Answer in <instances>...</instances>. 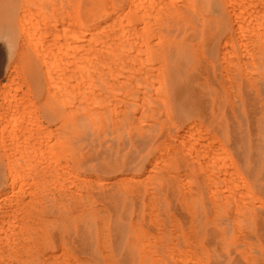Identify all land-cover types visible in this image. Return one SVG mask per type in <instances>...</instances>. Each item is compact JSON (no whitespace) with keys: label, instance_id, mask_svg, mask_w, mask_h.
Returning <instances> with one entry per match:
<instances>
[{"label":"rangeland","instance_id":"374dc122","mask_svg":"<svg viewBox=\"0 0 264 264\" xmlns=\"http://www.w3.org/2000/svg\"><path fill=\"white\" fill-rule=\"evenodd\" d=\"M166 1H169V0H166ZM170 1H174V0H170ZM177 1L178 2H176V0H175V2L178 5H183V6L188 5V7H189L192 4L190 6V8H191L190 10L194 11L196 14L194 15V13L191 14V12L184 11V14L181 13L183 20H181V16L179 15L180 14L179 11L177 14H172L171 15L172 17H170L171 19H169V21H172L169 24L171 25V23H173L171 25L173 27L172 32H167V31L165 32L166 36L161 37V39L165 40L164 43H163V41H161L162 44L157 39L156 33L155 34L152 33L151 35L148 34L147 36L150 39H147V40L151 44L149 47L150 50L146 49V50H148V52H147L148 54L147 53L146 54L149 57L146 56L145 52H143L141 49H140V51H142L144 53V55L142 52H140V55L138 54V56H139V58L142 57V59H145L148 57L150 63L147 62L149 64H147V66L146 65L144 66L145 62L143 60H140V61L138 59L135 60V61L139 62V65H136V64H138L136 62L132 63L134 66H136L134 68H137V70H138V71L134 72L133 70H136V69L131 67L133 65L131 64L132 61H130V60H128L130 62V63L127 62L128 64H126V61H125V63H122L124 68L126 66L125 70L122 71V68H123V67L121 68V66H122L121 62L122 61H120V60L122 59L124 61V59H123L124 58V56H123L124 51L122 50L121 46L120 47L118 46L119 43L117 41H115V43H114V44H116L115 46L114 45H108V43L113 44L112 40H107V42H108L107 43L106 39L104 40V38L102 36L101 37L103 38V40L100 38V36H99V38H97L98 37L97 34H95L97 37H95V35H94L93 39L92 40L90 39V38H92V37H90L91 29L89 27L91 21H90V19L84 17V13L87 11L89 6L93 5L96 2L95 0H92V1L91 0H85V1L84 0H40V2H39V0L38 1H36V0H0V92H1L0 93V120H1V118L3 119L4 117H6L8 120L10 117L9 121L12 122V124L10 126L8 125V126L4 127L6 130H4V133L2 136L0 135L1 136L0 141H2V142H0V144H1L0 145V198H1L0 199V205H1L0 206V218H1L0 219V235H1L0 236V246H1L0 247V264H4V263L7 264V262H8V264H77V262H78V264H80V263L83 264L85 262L84 259L93 260V258L90 257V255H88L89 252L85 251V249L82 247V244L79 243L80 242L79 238H81V236L87 235V233H89V231L91 232V236L93 237V239H95L92 247L95 246L96 249H98V253L99 252L101 253L100 259L102 261L100 260V264H109V263L105 262V260L107 259V257L105 258V256H106V254H108V252H110L109 248H110V245L112 244V242L114 241V239L121 238V237H122L121 243H122L123 247H124V245L135 242L134 246L136 248L135 251H136V255H137L136 264L137 263L138 264H165L164 263V262H166L165 258H167L169 260H173L177 256V253L175 251L176 247H174L175 241H173V238H174V235L178 233V231H181V229L184 230L185 227H187L189 225V218L188 217L185 218V215H184L185 212L187 213L188 209H191L192 206L195 207L197 205L196 203L198 200L201 201V203H199V204L204 205L205 209L203 210V213H201L203 215V217L201 216V214H200V217H198L199 223H200L198 229H201L202 230L201 232H203V227L206 224V222L208 220H210V219L212 220L214 218V212H213V210H211L209 208H211V207L214 208L218 203L213 202L212 195L207 193V192L211 193V191H212V189L209 188L210 185L208 186V183L209 184L211 183L212 185L216 183L215 186L217 188L220 186L217 184L222 183L223 188L220 186L221 190L219 188H218L219 190L217 188H216L217 189L216 190L214 185L211 186L212 188L214 187L213 192L217 191L219 194L217 196V198L219 196H221V199L223 200L224 203H227L226 199H229L231 197V195L233 194L232 195L233 198L232 197L230 198L231 201L233 202V200H234V189H233V187L234 186H232V189H231V185L234 184V182L232 181V177L234 174H236L238 179H239L240 178L239 175L241 174L243 178H240V179H243V181L245 180L246 183L249 182L251 184L250 185L251 190L245 191V193L247 195L259 196L257 198H260L262 196L264 197V194L263 193L260 194V189L257 187L256 184H254V181L252 180L254 178L250 177V175H249L250 173L245 172V170H244L245 167L247 166V164L250 163V161H251V163H253V162L256 163L258 166L263 165V162H264V160H263L264 159V100H263L264 99V86L262 84H260L262 81H264L263 80V78H264V65H262V66L260 65V67H262L263 70H262V68H258V66H257L258 61H260L259 63L264 64V59L262 58L264 56L263 55L264 52L262 53V51H264V42L262 41V39H260V36H261V38H264V36H263L264 31H261V30H264L261 28L262 26L264 27V24L262 26H259L260 25L259 24L258 25L259 27H258V26H256L257 24L254 23L255 21L260 23V21L262 22V20H263V19L261 20V18H259L260 20L257 19L261 15L258 13L259 11L256 14L254 9L260 10V13H261V8L262 7L264 8V5H261V3L264 4L263 3L264 1L260 2L258 0L260 2V4H259V2L257 0H254L253 5L255 4L256 1H257L256 5H258L257 6L258 8L255 7L256 5L254 6L255 7L254 8L252 4H250L248 7L249 0H246L248 2H246V1L244 2L246 4L241 3L243 0L241 2L239 0H234V1L229 0V3L230 2H232V3L234 2L236 4L239 3V5H237V7L239 6L240 8H242L241 11H240L239 7L237 8L236 5H234V3L233 4L230 3V5H229L228 0H203L204 2L202 0H200V1L198 0V2H197V0H189L188 3L190 5L189 4L186 5V3L183 2V0H182V2H181V0L180 1L177 0ZM201 1H202V5H201V3H199ZM67 2H68V4H67ZM104 2H106V0H104ZM111 2H113V4L115 6H118L117 0H111ZM251 2H252V0H250V3ZM157 3H158V0H157ZM204 4H205V6H204ZM149 5H152V4L150 3ZM233 5H234V7H232ZM242 6L248 7V8H246V12H244L245 8ZM260 6H261V8H260ZM202 8H203V10H202ZM233 8L235 10V12H233L234 14L237 15L238 10H239V12L241 13L240 16L242 15L245 17V18L242 17L243 19L239 18V20L240 19L242 21L246 20L242 24H244V25L249 24V26H250L249 30L254 29V27L251 28L253 26L251 23L255 24V28L256 27L259 28V29H256L257 33L255 31H253V32H255L252 34V36H254V39L250 34L252 31L246 30L245 26H243V25L242 26L244 27V31L240 32V33L245 32V34H246V32L249 31L250 32L249 34L253 40L256 39L254 34L258 35L257 36L258 40L256 39L257 42L253 41V42H256V44H253L251 38L248 37L251 40L246 38L247 34L245 36V39H244L243 34H241L242 35L241 38L243 37L241 39V38H239L240 34L238 32H236V33H238V35L235 33V31L237 30L236 26L241 25V23H240L241 21L238 22V19L235 17V15L231 14L232 13L231 9H233ZM251 11H253V13L255 12L252 15H254V17H257L256 20L253 19L254 17L252 18L253 20L250 19L251 17L249 15H251V14H249V13H252ZM180 12H182V10H180ZM186 12H188V13H186ZM51 13H54V15ZM198 14H199V16H198ZM258 14L260 16H258ZM50 15H52V16H50ZM187 15H189V16H187ZM192 15L196 18L195 19L196 22L194 21V17ZM196 15L198 17H196ZM59 16H61V17H59ZM62 16L65 18H63ZM74 16H75V18H74ZM173 16H175V17H173ZM191 17L193 18L192 19L193 21L191 20ZM234 17L236 18L237 22L235 20H232V19H235ZM200 18H201V22L199 21ZM263 18H264V16H263ZM49 20H51V21H49ZM74 20H75V24L73 23ZM61 21H62V23H60ZM233 22H235V23H233ZM247 22H250V23H247ZM208 23H210V25ZM262 23H264V22H262ZM174 24L178 25V26H175ZM198 24L201 25L200 28H199ZM73 25L74 26L77 25V26H75L76 28H74ZM41 26L46 28L45 31L42 30ZM196 26H198V27H196ZM179 27L181 28V30ZM178 28H179V30H178ZM197 28H199L197 31L198 35L193 34L195 32V29H197ZM33 29H34V31H33ZM61 29H62V31H61ZM72 29H75V31H77V32L79 31L78 35H80V36H77V33L72 34V32H70V31H74ZM200 29H202V32H200ZM80 30H83V31L80 33ZM241 30L242 29H239V31H241ZM84 31H87V32H84ZM179 31H181V32L179 33ZM260 31L262 34H260V36H259ZM43 32L45 35L43 34ZM191 32H193V33H191ZM55 33H57V34H55ZM62 34H64V36ZM113 34L111 36H113ZM71 35H73V36H71ZM74 35L77 36L76 37L77 41H79V39L82 38L80 40L82 42V44H80V42L77 43ZM169 35H171V37H169ZM173 35H174V37H173ZM192 35H193V37L195 35V38H192ZM52 36L55 38H53ZM60 36H62V37H60ZM81 36H84V39L85 38L88 39V37H89L90 40H88V42H87V39H85L86 40V42H85L83 40V37H81ZM147 36H146V38H148ZM226 36H228V37H226ZM41 37L43 38V40L41 39ZM72 37L75 40L71 39ZM189 37H190V39H189ZM112 38H114V36ZM225 38L227 39V40H225V42L228 41V39L231 40V41L229 40V42H233V43H230L231 47L233 46V48H232L233 51L231 50L230 45L226 44L227 42L226 43L224 42ZM236 38L239 39L240 41H242L243 43H240L239 40H237ZM98 39H100V40H102V42L103 41L104 42L101 44V42H99ZM193 39H195V40H193ZM64 40H65V42H64ZM93 40H95V41H93ZM205 40H207V41H205ZM91 41L94 42V44ZM152 41H154V44ZM156 41H158L159 44H157ZM95 42H96V44H95ZM139 42L141 44L142 41H139ZM222 42H223L224 48H226V49L221 47ZM65 43L66 44L68 43V44L66 45ZM238 43H240L242 45L244 43H245V45L246 44L250 45L249 43H252L251 44L252 46L256 45L257 47L254 46V48H256V49L259 48V49H258V51H256V49H255V52H257L256 54H258V52H259V54H258L259 56L255 55L254 53L251 52V51L254 52L253 48L251 51L248 52L253 57L254 60H255V58L257 60V58H258V61H256V60L254 61L252 59L253 60V62L251 61L252 64L249 62L250 64L248 63L247 65L253 66L254 62H255V64H254V67L251 66L250 68L248 66L246 67V64H243V65H245V68L242 67L241 69H244V71L239 70L241 72L238 73L239 75L237 74L239 77H237V75H236V77L238 78V81H237L236 78L234 77V70H233V73H232V70H231V72L228 71L226 73V69L230 70V69H228V67L231 68L234 65V59H235V61L240 62V60L242 59V57L238 55V54L242 53V52H240V48H242L241 50L244 53L246 52L243 50L244 45L241 46ZM189 44H191V45H189ZM50 45H51V47H49ZM85 45L87 47H85ZM200 45H201L202 50L200 48ZM216 45L218 46L217 52L215 51L213 53H209L208 49L210 47H215ZM74 46H76V47L79 46L77 48L79 49L81 47L82 50L80 48L78 53H77V51H75V49H77V48H75L73 50ZM89 46L92 49V51H90L91 49L89 48ZM109 46L111 48H112V46L114 48H121V50L123 52H120V53L118 52L120 54V56H119L118 53L116 51H114L113 48L110 49ZM57 47H59L58 49L60 52L57 51L58 50ZM68 47L70 50L68 49ZM169 48H171V49H169ZM103 49H104V52H107L110 54L104 53ZM154 49H155L156 53H155ZM222 49H224V50H222ZM105 50H107V51H105ZM220 50L223 53H224V51L227 50L228 53H225L224 55H226V56H224V55H222L223 53L222 54L220 53ZM73 51H74V54L76 53L74 56L72 55ZM82 51L84 54L87 53L89 55L85 54L83 56L81 54ZM117 51H118V49H117ZM90 52H93V53L91 54ZM161 52L163 55H161ZM169 52H171V54H172L171 57L165 56ZM233 52H234V54H233ZM96 53L99 55V57H100V54H103V53H104V55H101V57L102 56L104 57L105 54L108 55L109 57L112 56L108 60L109 62L111 61L112 64H111V62H110V64L107 62L108 64L104 65L102 68V66H100L101 65V63H100L101 58L99 59ZM157 53H158V55H157ZM198 53H200L201 55ZM62 54L66 55V56H64ZM77 54H81L84 57L83 61L85 59V56L86 57L89 56V57H87L89 60L85 59L86 62H84L85 64L87 63L86 64L87 67L84 66V68H83V66H82L79 69L80 72L78 71L82 75H80L79 73H78L79 75H77L76 74L77 69L74 68V67L79 68V66H81L79 64L83 65V61L81 60L82 58L80 57L81 59L80 58L77 59V57L80 56V55L77 56ZM67 55H69L68 58H67ZM220 55H221V57H226V59L223 58L221 60ZM261 55H263V56L261 57ZM159 56H161L162 58ZM178 56H179V58H178ZM200 56H202L203 61H201L202 59L200 60V58H201ZM228 56H229V58H228ZM61 57H63V59ZM75 57H76V59H75ZM157 57H159V60L161 62L160 64H158L159 62L157 63V60H158ZM259 57H261V59H263V60L259 59ZM148 58H147V61H148ZM96 59L99 62L95 61ZM116 59H118L119 61ZM161 59L163 61H161ZM205 59L207 60V63H206ZM227 59L229 60V62H231V64L226 65L228 63ZM76 60L80 61V63L77 62L78 66H77V64H76V66L74 65L75 64L74 61H76ZM223 60L224 61L226 60L225 65L223 63L224 62ZM141 61H143V62L141 63ZM64 62L68 63V64H64ZM89 62H91V64L92 63L95 64V65L94 64L92 65L93 67L99 63L98 67H101V68L95 67L94 69H90L92 66L90 64L88 65ZM203 62L205 63V65L202 68V66L204 64ZM72 63H73V66L71 65ZM211 63H212V65H210ZM113 64H114V66H112ZM141 64H143V65L140 68ZM65 65H68V66L65 67ZM115 65H117V66L115 67ZM207 65L209 67H206ZM110 66H111V68H110ZM137 66H139L140 69H138ZM223 66H225V67H223ZM226 66H228V67H226ZM255 66H257V67H255ZM88 67H90V68H88ZM106 68L108 69V71L110 73L107 71ZM146 68H148V69H146ZM156 68H158V69H156ZM161 68H163V69H161ZM232 68H234V66ZM252 68H253V70H251ZM67 69L69 71H67ZM74 69H76L75 73H74ZM99 69H101V71L104 70L102 72L103 77L101 76V72L98 73L100 71ZM127 69H129L128 74L126 73ZM143 69H146V72H148V73H145V70H143ZM152 69H155V71ZM258 69H260L261 71ZM58 70H60V71H58ZM85 70L87 71V73ZM156 70L159 73L158 72L156 73ZM250 70L254 71L255 75L258 74V75H256V78L259 77L260 78L259 80L262 79L261 82L258 81L260 85L258 84V82L254 83L255 81H257V79H255V75L253 73L250 74ZM114 71H116L115 72L116 74L114 73ZM130 71H132L133 74ZM152 71H153V73H152ZM245 71H248V72H245ZM104 72H106L105 74L108 76H104V74H103ZM154 72H155V74H157L156 76H155ZM57 73H58V75H57ZM97 73L100 75V77H102L101 80H100V77ZM129 73H131V74H129ZM144 73L146 75L150 74V78H155L154 83L150 82L151 85L152 84L156 85L158 82H159V84L154 86V87H150L151 85L149 86L148 85L149 83L148 84L145 83L146 78L144 76H146V75H144ZM229 73H230V75H227ZM45 74H47V75H45ZM120 74L121 75L123 74V76H125L124 77L126 79L125 81L123 80L124 79L123 77L122 78L120 77L121 76ZM134 74H136L137 76ZM152 74L154 75V77H152L153 76ZM158 74H160L159 77H161V75H162L161 80L156 78L158 76ZM246 74L249 75L252 78V80H254V81H252L250 78H247L248 76L246 77L245 76ZM84 75H87L89 77H86ZM127 75H129L130 77L132 75L136 76V77L132 76L134 79H136L135 82L137 81L139 83L140 80H142V83L144 82L143 84L148 85V89H151L149 91V99H148L149 101H147V106L143 105L142 103H140V105H138L140 107L142 106L140 109L138 108V111L139 110L142 111V109L147 110L146 113H145V111H143L145 116L143 114V116H142L143 119H141L140 117H138L139 112H136V114L134 115L133 113H135V111H134V109H133V111L131 109V112H133V113H132V117H129L130 122H129L128 118L126 117V115L124 116V114L131 113L130 107L131 108H132V106L137 107V104H139L140 99L142 100L143 103H145L144 98H143V94L145 93L146 89L142 90V91H144V93L141 90H138V89L145 88V85H143V84L142 85L141 84L133 85V84H137V83H132L133 78L128 81V78H130V77L126 78ZM225 75H226V77L232 76L235 79H233L231 77L230 78L231 81L226 80ZM251 75H253V76H251ZM261 75H263V76L261 77ZM58 76H60V77H58ZM148 76L149 75H147V78H149ZM76 77H79V79L81 78L82 80L85 79L86 83L83 81H82V83L83 84L85 83L86 86L81 84V82L79 84V81H81V79L79 81H77ZM83 77H86V78L83 79ZM104 77H107V78L105 79ZM138 77H140L141 79L140 78L138 79ZM97 78H98V80H97ZM150 78L147 79L148 82H149ZM208 78H209V80H208ZM70 79H71V82H70ZM108 79H109V81H108ZM157 79L159 81H157ZM211 79H213V81ZM239 79L241 82L239 81ZM242 79H243V81H242ZM235 80H236V82H235ZM90 81H92V83L93 82L94 83L96 82V83L91 85V84H89ZM226 81H227V83H226ZM73 82H75V83H73ZM102 82H104L106 85ZM230 82L233 85L230 84ZM109 83L110 84L113 83V84L111 86H109L110 85ZM128 83H129V85H128ZM185 83H187V84H185ZM228 83H229V85H228ZM262 83L264 84V82H262ZM77 84H79V86L83 85L85 87H83V86L79 87ZM100 85L102 86L103 90L101 89ZM159 85H161L162 88H160ZM231 85L233 88H231ZM90 86L92 88H93V86H97L94 89H97V88L98 89L93 91V89L91 90ZM106 86H109V87L106 88ZM123 86L126 88L128 87L129 90L127 91L126 88H124ZM77 87H79L80 90H78ZM140 87H142V88H140ZM196 87H198V88H196ZM226 87L229 90H226ZM71 88H74V91ZM81 88H83V90ZM152 88H153V90H152ZM99 89H101V90H99ZM135 89H137V91ZM232 89H233V91H230ZM238 89H239V91H238ZM77 90L79 93L77 92ZM154 90H156L157 93ZM88 91H90V92L92 91L91 93H94V99L96 98L94 100V102L95 103L98 102L99 104L93 103V100H92L93 95ZM112 91H114L117 94L116 95H115V93L113 94ZM126 91H127V93H126ZM229 91H230V94H229ZM68 93L69 94L73 93L74 95H71V94L68 95ZM135 93H137V94H135ZM141 93H143V94H141ZM154 93L156 95L160 94L159 95L160 96L159 101H157V100L156 101H157V103L161 102L162 107H160V105H159V108H158V106L155 105V103H156L155 99H158V98H156L157 97L156 95H155L156 97L153 95ZM227 93H228V95H227ZM233 93L234 94L239 93V95H234ZM95 94H97V95H95ZM106 94L108 96H106ZM231 94L234 95V97H231L230 96ZM121 95H124L123 97H125V98H123V100L126 99L127 103L126 102L120 103L121 100H119V99L120 98L122 99ZM145 95H147V98H148V92H147V94L145 93ZM76 96H78L77 97L78 100H77V98L75 99ZM81 96H82V98H81ZM101 96H102V98L104 97L102 100H100ZM131 96H133V98ZM139 96H140V99H139ZM251 96H252V98H250ZM4 97L5 98L8 97V98L5 99ZM97 97H98V99H97ZM129 97L132 98V101H131V98H129ZM255 97H257V98H255ZM59 98H61V101ZM106 98H108L110 100L109 103L107 101L108 99H106ZM147 98H146V100H147ZM152 98H154V99H152ZM3 99L5 100V103H4ZM64 99H65V101H64ZM133 99H134V101H133ZM150 99H151V101H150ZM161 99H162V101H161ZM184 99H185V102H184ZM231 99L233 101H234V99H236V103H235V101L231 102ZM96 100H98V101H96ZM76 101H77V103L79 101L78 104H82L83 106L86 105L85 108L88 106V108H86V111H82V109H84V108H82L83 106L81 107V105H79V107H81V108H79L78 105L76 104ZM130 101L132 102L131 105L129 103ZM137 101H139V102L137 103ZM113 102L118 109L117 108L113 109V108H115L114 104L112 105ZM134 102H136V103H134ZM126 104H127V106H126ZM5 105H7V106H5ZM102 105H103V107H102ZM149 105H152V106L157 108L156 109L157 111H154V112H156L155 114L158 116V118L161 121L163 120L162 122L158 118H157L158 122H157V120H155V118H154L155 114H153L152 116L150 115V118H152V117L153 118L151 119L152 122L149 121L148 114H150V113H148L149 112L148 109H151L150 108L151 106L148 107ZM163 105L165 108L163 107ZM1 106H3V107H1ZM101 107L104 108L103 111L107 110V108H108V110L110 112L107 110L109 113L105 111L106 112V114H105V112L102 111ZM109 107H113V108L109 109ZM121 107L123 108L124 113L122 112L120 114L121 115V117H120V115H119L120 111L119 110L121 109ZM143 107H145V108H143ZM247 107H249V108H247ZM146 108H148V109H146ZM70 109H71V111H70ZM78 109H81V112L79 111L80 112L79 114H78V112L75 113V110L78 111ZM158 109H160L161 111ZM95 110H97L96 114H95ZM114 111L116 113H114ZM159 111L160 112L163 111V112L160 113ZM236 111L238 113L240 112V114H238ZM184 112L188 113V115L187 114L185 115ZM235 112L237 113V116H235L236 115ZM151 113H153V111H151ZM159 113L161 115L163 114V117L160 116L163 119H161L159 117ZM139 114H142V113L140 112ZM113 115H114V118H113ZM241 115H243V116H241ZM89 116H92V117H89ZM129 116H131V115H129ZM232 116H233V118H232ZM6 118H4V119H6ZM94 118H96V119H94ZM133 118H136L137 120L135 121V120H133ZM139 118L141 119L142 123L140 122ZM165 118H167L168 120ZM249 118H250V121H249ZM116 119H118V120H116ZM120 119L122 120V122H121L122 124L121 125L119 124L121 127L119 126V128H118V122H120ZM144 119L146 121L143 124ZM85 120H87L89 123L88 122L86 123ZM17 121H18V123H17ZM126 121H127V127H126ZM134 121H135V123H134ZM137 121L139 122L138 124L136 123ZM193 121L195 124H193ZM236 121H239V124ZM13 123H14V125H13ZM81 123H83V124H81ZM84 123L86 125H88L89 128H87L88 126L81 128V126H84ZM145 123L147 125L146 128L152 129L151 132L146 130ZM165 123H167V124H165ZM139 124L141 125V127ZM132 125L133 126L135 125L133 127V129H132ZM164 125H166L167 128ZM187 125L193 126L192 127L193 129L191 128V130L193 131V135H192V133H189L191 130L189 128L190 126L187 127ZM258 125H259V127H258ZM11 126H15V127H11ZM18 126H20L21 129L18 128ZM116 126L120 131V135L122 133V136H120V138H119V131L116 128ZM138 126H139V129H138ZM148 126H150V127H148ZM156 126H157L158 130L156 129ZM143 127L145 128V130L143 129ZM171 127H173V128H171ZM168 128H171V130ZM188 128H189V130H188ZM195 129H196V131H194ZM244 129H245V131H244ZM46 130L50 131V132H47ZM122 130H124V131H122ZM186 130H187V132H186ZM203 130H205V132ZM53 131H54V133H53ZM143 131L145 133H143ZM152 131H153V133H152ZM165 131H166V133L162 135V133ZM168 131L170 133H167ZM234 131L236 133H239L241 131L240 134H243V137H242L243 138L242 139L243 145H242V147H236L233 149V147H234V142H233ZM257 131L260 132L259 137L257 136V133H258ZM14 132H15V134H14ZM86 132H88L89 135L88 134L86 135ZM140 132H141V134H140ZM244 132H245V134H244ZM146 133H148V134H146ZM151 133L155 134V136L152 135L153 137H151V135H150ZM84 134L86 136H88L89 139ZM108 134H110V135H108ZM144 134H146V136H142ZM169 134L171 136H169ZM209 134H210V136H208ZM212 134H215V136ZM16 135L18 137H16ZM43 135H45V136H43ZM164 135H166V136H164ZM211 135L214 136V140H210V138L213 139V137H211ZM228 135H229V138H227ZM183 136H184V138L182 139ZM188 136H190V139ZM192 136H194V137H192ZM165 137L166 138L170 137V139L166 140ZM187 137H188V140H187ZM196 137H198L199 139ZM80 138H81V140H80ZM118 138H119V141L117 140ZM136 138L137 139L139 138L138 141L140 140L139 142H142V143H139L140 146L138 145ZM171 138H174V143H176V144H179V142H181L183 145L181 143H180V145L184 146L183 149L181 148L180 145H179V147L177 146V149H175L173 147L175 145H171L173 142L172 141L173 139L171 140ZM204 138L206 141L203 140ZM84 139H86V141ZM202 140L204 141V144L206 143V146H207V142L210 143V141L211 142L213 141L212 142L213 144L211 145V143H210V146L212 148L218 147V149H220L219 150L220 153L217 154L218 158L217 157L216 158L218 159L219 162L221 160L223 161L224 166L226 167L225 170H224V167L218 166L219 164L222 163V161H221V163H219L216 160L217 163L215 165H216V167H218L217 169H219V173H218V170L216 169V167H214L213 162H215V160L213 162H211L212 156L216 155L215 153L214 154L212 153L213 155L211 154V152H213L214 149L211 150V148L209 147L210 149L207 150L208 149V146H207V148H206V150H207L206 155L207 156L204 155V153L206 151L204 148L206 146L202 145L203 144ZM162 141L163 142L169 141V144L174 148L175 152L172 150L173 148L170 147L169 145H168V147L163 146L164 143ZM122 142H124L123 145H121ZM55 143L57 145H55ZM146 143H148V144H146ZM186 143H187V145H186ZM193 143H194V145H193ZM197 143H199V144H197ZM167 144L168 143H166L165 145H167ZM5 145L8 147H6ZM144 146H145V149H144ZM202 146L203 147L205 146V147L202 149L201 148ZM4 147H5V149H4ZM164 147H166L168 149L165 148V150H163ZM185 147L187 148V150H188V148H190V151L192 153L190 154L188 152V154H187V150ZM191 147H193V149ZM195 147H196V150H195ZM199 147H200V149H199ZM223 147H225L226 149H223ZM7 148H9V149H7ZM180 148L182 151H180ZM241 148H244V150H245V153L242 155L243 158L239 157L236 153ZM14 149H17L19 151L14 150ZM135 149H136V151H134ZM197 149L199 152L197 151ZM218 149L216 148V150H218ZM221 149L227 150L228 154L226 152L222 151ZM249 149H251L250 150L251 153L253 152V153L257 154L255 160H253L252 157H250V154L248 152ZM4 151H6V152H4ZM161 151L162 152L164 151V153H162V155H164L168 158L167 159L164 156H161V157L158 156L159 158H163V159L165 158L164 162L167 163V164L165 163L166 168L164 165H162V162L160 164L161 159H158L159 160L157 162L158 164H156V163L151 164L152 158L154 159V156H156L158 154L161 155L160 154ZM172 151L175 154H173ZM196 151H197V154H195ZM209 151H211V152L209 153ZM258 151H259V153H258ZM222 152H224V154ZM135 153H137L136 156H135ZM168 153L170 154V159L168 157L169 156ZM208 153H209V155L211 154L210 155L211 156L210 162H209L210 156L208 155ZM20 154L21 155L23 154V155L21 156ZM185 154L187 155V157ZM189 154H190V156H189ZM193 154H195L196 156L198 155L201 158V159L200 158L199 159L201 161L204 160L205 163H206V160L208 161L207 163L211 167L208 166V168H207L208 170L206 168L205 169L208 172H212L213 175L216 172V175L214 177L212 176L213 178L211 176H208L209 179H207V176H206L207 173L205 171H202L203 168L201 169L202 165L203 166L205 165L206 167H207V165L202 164L201 161H198L197 158L195 156H193ZM203 155L206 158H204ZM221 156H223V158ZM219 157L221 158V160ZM184 158H186V159H184ZM257 159H258V161H257ZM149 160H151V161H149ZM185 161L189 162V163L184 164ZM172 162H173V164H172ZM231 163H234L239 168L240 171L235 172L234 167L233 168L231 167V166H234V164H231ZM168 164H172V165H168ZM17 165H19V166H17ZM152 165L157 166V168H159V169L156 168L157 170H155L158 174L156 172H154L155 167H153ZM193 165H194V167H193ZM21 166H23L22 167L23 169L21 168ZM26 166H27V169H26ZM29 166H31V167H29ZM197 167H199V168L197 169ZM209 167H210V170H209ZM147 168H149V169H147ZM167 168H169V171ZM212 168H213V170L215 169L214 170L215 172L212 170ZM150 169H152L153 171L152 170L150 171ZM165 169L168 172L165 171ZM171 169L172 170L175 169L173 172H176V174L178 176H182L183 175L182 173H184V172L186 173V171H187L188 175L191 173V175L195 177L194 180L191 182L194 185L191 184V186H188V187H191L192 189L197 188L196 189L197 191L201 190V192L203 193L202 195H199L197 193L196 197L198 200L195 199L196 202L193 198V195H191V193H189L191 191L190 190L191 188L189 189V188H186V186L182 185L183 189H181L182 188V186H180L181 183L183 182V184H184V181L182 180L183 178L177 177V175H175V173L174 174L171 173V171H170ZM205 169H203V170H205ZM159 170H161L162 173L167 172V177H166V175L162 176L161 173L159 172ZM181 170H182V172H181ZM198 170L202 172V174L201 173L200 174H201V176H204V179L201 178V176L199 177V175H197L199 173ZM147 172L150 174H148ZM238 172H240V173L238 174ZM217 173H218V175H217ZM129 174H131L132 177ZM147 174H148V176L150 175L149 178L146 177ZM168 174L171 175L172 179L170 178V176ZM69 175H71V177ZM158 175H161L162 178L165 177L166 179H164V181L163 180L160 181L161 178L159 179L160 176H158ZM236 175H234V176H236ZM57 176L59 178H56ZM76 176H79V177H76ZM126 176L127 177L130 176L129 178L131 180L129 178H127V179H129L127 181ZM151 176L152 177L155 176V178L151 179L152 178ZM172 176H175V178H177V180L179 181L178 185L176 183L171 184V183H174L173 182L174 180L176 182V179H174ZM216 176H219V177H216ZM144 177H146V178H144ZM229 177H230V179H229ZM83 178L85 181H83ZM132 178H133V180H132ZM94 179H97V180H95V182L97 181L96 183L94 182ZM138 179H140V180H138ZM198 179H200V180L197 181ZM219 179H222V180H219ZM206 180H208V183H206L207 182ZM217 180H219L220 182L219 181L217 182ZM70 181H71V183H70ZM150 181H152V183H154L156 185L153 184L154 186L152 185V186H150V188H148L146 186L151 185ZM162 181L164 182V189H162V187L160 186ZM263 181H264V176L260 177V183ZM90 182H92L93 184H91ZM136 182H137V184H136ZM145 182L147 183V185H145L146 184ZM197 182L199 184L198 185L199 190H198V187L196 185ZM240 182H242V180ZM72 183H73V185H72ZM139 183H141V184H139ZM169 183L171 184V186ZM102 185L105 187L103 188ZM127 185H128V187L126 188ZM168 185H169V188H168ZM172 185H174V186H172ZM98 186L100 188L102 187L101 188L102 190ZM109 186H110V189H109ZM111 186H112V188H111ZM155 186L161 187V188L159 187V189L157 188L159 190L158 192L155 191L156 188L155 189L153 188ZM162 186H163V183H162ZM193 186H194V188H193ZM151 187L153 188L154 191L151 190L152 189ZM229 188H230V190H232L233 193H230ZM184 189H186V191H187L186 193H185ZM99 190H100V192H99ZM178 190H183L184 192L181 191V193H180V191L178 192ZM149 191H150V193H152V191L155 192V195L150 194ZM219 191H221V192H219ZM76 192H78L79 196L77 195ZM120 192H122V193H120ZM248 192H250V193H248ZM81 193L82 194L84 193V194L82 195ZM221 193L223 195H221ZM113 194H114V196L119 195V199H121V200H123L122 197L125 198V196H127V199H128V197L130 198L129 201H131L134 197H137V201L134 204L128 205V207L127 206L126 207L125 206L120 207L117 211L110 209L108 211V213H105L106 215L105 214L102 215L103 212L99 211V209H100L99 206H101L100 205L101 201L103 199L105 200L107 198V196L112 197ZM132 194H133V196H132ZM206 194L208 197H210V199L205 196ZM151 195L152 196L157 195L158 197H161L160 199H161L162 203L160 202V200L157 196H156V198L155 197L151 198L150 197ZM179 195H180V197H179ZM80 196H82L83 200H81ZM84 196H86V197L84 198ZM182 196H188V199H190V200H188L186 197H182ZM57 197H58V199H57ZM199 197H200V199H199ZM207 198L210 201L207 200ZM257 198L253 199L254 200L253 203L257 202L256 204L255 203L254 204L258 205L260 207H264V203H262L259 200L257 201ZM151 199L155 200V202L157 204L159 203L158 207H157V204L155 202H153V200H152V202L154 204L151 203ZM156 199L159 201L157 202ZM216 199H214V201ZM230 199H229V201H230ZM77 200H79L80 203H78ZM145 200L147 203H149V205L147 203H145ZM206 200H207V202H206ZM220 200L218 198L217 202H219L220 205H223V202ZM189 201L191 202L190 204L192 206L189 204ZM258 202H260V204ZM76 203H77V205H76ZM194 203L196 205H194ZM80 204H81V206H80ZM150 204H152L153 206ZM161 204H163V205H161ZM208 204H209V208L207 207ZM261 205H263V206H261ZM139 206L141 208H138ZM148 206H151V208H150L151 212L150 213H153L152 215H154V211H156L155 213H156V215H158L159 221L161 220V222L156 221L157 219L155 217H157V216L151 217V215L149 214L150 210H149ZM159 206H161V207H159ZM167 206H169L170 208H168ZM83 208L84 209L87 208V212L85 211L86 213L83 212L84 211ZM159 208L162 210H159ZM169 209H170V211H169ZM129 211H131V213ZM162 211H163V213H162ZM88 212H89V214H88ZM94 212H95V214H94ZM160 213H161V215H160ZM229 213H231V212H229ZM77 215H80V216L78 217ZM159 215H160V217H159ZM181 215H182V217H181ZM11 216H13L12 219H11ZM110 216H111V218H110ZM237 216L238 215H236L234 218H236ZM122 217H123V219H122ZM124 217L126 218V220H124L125 219ZM168 217H170V219ZM172 217L175 220L172 219ZM77 218H78V220H77ZM153 218H155V220ZM166 218H167V220H166ZM13 219H16V221L15 220L13 221ZM104 219H105V221H104ZM83 220H86V221H83ZM117 220L121 221V224ZM132 220H134V221H132ZM169 220H171V221H169ZM102 221H104V223ZM30 222H31V225H30ZM35 222H36V224H35ZM123 222H124V224H123ZM153 222L154 223L156 222L157 225H158V223H160V224L157 228L155 227L156 224L153 225L154 226V228H153V226L151 225V224H154ZM88 224H90V226ZM137 224H138V226H137ZM182 224H184V225H182ZM103 225H104V228H103ZM150 225H151V227H150ZM31 226H32V228H31ZM120 226H122L121 232L119 231ZM101 227L103 229H101ZM123 227H124V229H123ZM79 228H81L82 231ZM137 228H138V230H137ZM158 228H163L162 233L163 232L164 233L162 234L161 237L158 236V235H161L160 234L161 231H159L160 229L158 230ZM135 229L137 230V232ZM86 230H88V232ZM147 230H148V233H147V236H145V233ZM154 231H156V233ZM127 232H129V233H127ZM149 232L152 233L151 236L155 233L153 235L154 238H153V236L152 237L149 236V239L153 243L148 241V235H150ZM80 233H83V234H80ZM137 234H138V237H137ZM164 234H166L165 237H164ZM141 236L143 237L142 239H141ZM16 237H17V239H16ZM156 237L158 238V240L159 239L161 240V241L156 240L157 242H159L156 244H160L162 242V240H163V239H161L162 237L165 238L164 239L165 241L163 240V242L161 243V244L164 243L162 248L160 247L162 245H160V246L155 245L154 241H155V239H157ZM102 238H103L104 242L102 241ZM100 240H101V243L99 242ZM145 240H147V241H145ZM181 240L183 241V246L181 244L180 245L182 247H184L185 246L184 240L183 239H181ZM102 242L105 243V246L106 245L107 246L104 247L102 245ZM167 243L169 245L170 244H172V245L169 246ZM79 244H80V246H78ZM147 246L149 247V253H151V251H152L151 255L148 254V247ZM155 246H157V247L159 246L160 248L159 249L157 247L154 248ZM25 247H27V248H25ZM180 247H179V249H180ZM143 248H145V249H143ZM142 249H143V251H142ZM164 249L165 250L169 249L167 251L169 253L171 252L170 254L172 255V258H173V256H174V258L172 259L171 255H168L167 251H166L167 253L162 252V251H164ZM63 250H64V252H63ZM181 250H183V249H181ZM19 251H21V252H19ZM102 251H103V253H102ZM143 253L145 254V257H144ZM146 254H148L149 256L147 255V257H146ZM151 256H152V258H151ZM119 257H120V253L115 254V252H114V260L116 261L117 264L119 262ZM44 258H46V259H44ZM75 259H77V260L75 261ZM140 259H142V260H140ZM160 259H164L165 261H163V260L161 261ZM54 260H56V262ZM244 260H247L246 256H244ZM74 261H75V263H74Z\"/></svg>","mask_w":264,"mask_h":264},{"label":"bare ground","instance_id":"6f19581e","mask_svg":"<svg viewBox=\"0 0 264 264\" xmlns=\"http://www.w3.org/2000/svg\"><path fill=\"white\" fill-rule=\"evenodd\" d=\"M36 1H38V0H36ZM85 1V0H84ZM92 1V0H91ZM96 2L93 4V5H91V6H89L88 7V9H87V11L84 13V17L85 18H88V19H90V21H91V23H90V25H89V27H90V29H91V33H90V37H92V38H90L91 40L93 39V37H94V35L95 34H97L98 35V37L95 35V37H97V38H99V36H100V38L103 40V38H104V40L106 39V42H107V40H112V42H113V44H109L108 42V45H116V44H114L115 43V41H117L119 44H118V46L120 47L121 46V48H122V50L124 51V54H123V56H124V61L121 59L120 61H122L121 62V65H122V63H125V61H126V64H128L127 62H129L128 60H130V61H132L131 62V64L132 63H138V64H136V65H139V62L138 61H135V60H143L144 62H145V64H144V66L146 65L147 66V64H149L150 62H149V56L147 55L148 53V50H146V49H149V47H150V44L151 43H149V41L147 40V39H150L147 35L149 34V35H151L152 33L153 34H155L156 33V35H157V39L159 40V42L161 43V41H163V43H164V41L165 40H163V39H161V37H164V36H166V34H165V32L167 31V32H172V24L173 23H171V25L169 24L170 22H172V21H169V19H171L170 17H172L171 15L172 14H177L178 13V11H179V15L181 16L182 14L181 13H183L184 14V11H188V12H191V14L192 13H194V15L196 14L194 11H191L190 9V6L192 5H190L188 2H189V0H183V2H185L186 3V5L187 4H189L190 6L188 7V5L187 6H183V5H178L176 2H178L177 0H176V2H175V0L174 1H166V0H158V3H157V0L155 1V0H117V2H118V6H115L114 4H113V2H111V0H106V2H104V0H95ZM155 1V2H154ZM180 1V0H179ZM200 1V0H199ZM203 1V0H202ZM202 1L201 2H199V3H201V5H202ZM232 1H234V0H232ZM240 2L242 1V0H239ZM246 0H243L241 3H243V4H246V3H244ZM258 1V0H257ZM256 1V2H257ZM260 2L261 1H264V0H259ZM258 1V2H259ZM39 2H40V0H39ZM181 2H182V0H181ZM197 2H198V0H197ZM204 2V1H203ZM246 2H248V1H246ZM253 2H254V0H252V2L250 3V0H249V4H248V7H249V5L250 4H252L253 5ZM256 2H255V4L253 5V7L256 5ZM260 2H259V4H260ZM60 3V2H59ZM152 4V5H149V4ZM157 5H156V4ZM230 3H232V2H230ZM230 3H229V0H228V4L230 5ZM234 3V2H233ZM232 3V4H233ZM264 3V2H263ZM66 4V3H65ZM67 4H68V2H67ZM70 4V3H69ZM73 4V3H72ZM206 4V3H205ZM205 4H204V6H205ZM227 4V5H228ZM155 5V6H154ZM228 5V6H229ZM234 5H236V7H237V5H239V3L238 4H236V3H234ZM234 5L232 6V7H234ZM261 5H264V4H262L261 3ZM41 6V5H40ZM258 5H256L255 7H257ZM39 7V6H38ZM71 7V6H70ZM231 7V8H232ZM239 7V6H238ZM237 7V8H238ZM242 7H244V6H242ZM248 7H244L243 9H244V12H246V8H248ZM252 7V6H251ZM250 7V8H251ZM254 7V8H255ZM60 8V7H59ZM68 8V7H67ZM240 8V7H239ZM258 8V7H257ZM260 8H261V6H260ZM263 8V7H262ZM261 8V13H260V10H256V9H254L255 10V12H256V14H257V12L261 15H259L258 14V16H260V17H254V15H252V14H254L253 13V11H251L252 13H249V14H251V15H249L251 18V20H253V19H255L256 20V18L257 19H259V18H261V20H262V22H264V18H263V12H264V8L262 9ZM61 9V8H60ZM69 9V8H68ZM67 9V10H68ZM190 11H189V10ZM47 10V9H46ZM180 10H182V12H180ZM202 10H203V8H202ZM232 10V11H231ZM230 11L232 12L231 14H233V15H235V17L238 19V22L239 21H241L240 23H241V25H239V26H236L237 27V30L235 31V33L236 32H238L239 34H240V37L239 38H241V34H243V36H244V39H245V36H246V34H247V36H246V38L247 39H249V38H251L252 39V37H253V39H254V36H252V34L253 33H255L257 30L256 29H259V28H255V24H257L256 26H258L259 24V26H262L264 23H262L261 21H260V23L259 22H254L255 24H253V23H251L250 25L252 26L251 28H253L254 27V29L252 30H249L250 28V26H249V24L248 25H244V24H242L243 22H245L244 20L242 21L241 19H243L242 17H244V16H240V12H239V10H238V14L236 15V14H234L233 12H235V10H234V8L233 9H231ZM242 10V8H240V11ZM248 10V9H247ZM76 11V10H75ZM71 12V11H70ZM188 12H186V13H188ZM250 12V11H249ZM66 13V12H65ZM69 13V12H68ZM76 13V12H75ZM51 14H53L54 15V13H51ZM59 14V13H58ZM206 14V13H205ZM48 15V14H47ZM57 15V14H56ZM68 15V14H67ZM74 15V14H73ZM186 15V14H185ZM232 15V16H233ZM247 15V16H248ZM44 16V15H43ZM50 16H52V15H50ZM76 16V15H75ZM75 16H74V18H75ZM177 16V15H176ZM187 16H189V15H187ZM193 16V15H192ZM198 16H199V14H198ZM197 15H196V17H198ZM54 17V16H53ZM57 17V16H56ZM59 17H61V16H59ZM63 17V16H62ZM67 17V16H66ZM173 17H175V16H173ZM194 17V16H193ZM234 17V18H235ZM254 17V18H253ZM45 18V17H44ZM43 18V19H44ZM63 18H65V17H63ZM70 18V17H69ZM73 18V17H72ZM212 18V17H211ZM236 18L235 19H232V20H235L236 21ZM239 18H241L240 20H239ZM245 18V17H244ZM249 18V17H248ZM253 18V19H252ZM50 19V18H49ZM71 19V18H70ZM193 18L191 17V20H192ZM195 17H194V21H195ZM55 20V19H54ZM178 20V19H177ZM181 20H183V18H182V16H181ZM180 20V21H181ZM260 20V19H259ZM49 21H51V20H49ZM68 21V20H67ZM189 21V20H188ZM193 21V20H192ZM199 21L201 22V18L199 19ZM206 21V20H205ZM44 22V21H43ZM71 22V21H70ZM187 22V21H186ZM190 22V21H189ZM196 22V21H195ZM237 22V21H236ZM60 23H62V21L60 22ZM74 24H75V20H74V22H73ZM180 23V22H179ZM193 23V22H192ZM198 23V22H197ZM233 23H235V22H233ZM247 23H250V22H247ZM178 24V23H177ZM209 25H210V23H208ZM34 25V24H33ZM44 25V24H43ZM175 25V24H174ZM179 25V24H178ZM178 25H175V26H178ZM245 26V29L246 30H249V31H252L251 33L248 31V32H246V34H245V32L244 33H240V32H243L244 31V27L243 26ZM49 26V25H48ZM47 26V27H48ZM69 26V25H68ZM72 26V25H71ZM75 26H77V25H75ZM74 25H73V27L74 28H76ZM180 26V25H179ZM198 26H199V28L201 27V25L200 24H198ZM198 26H196V27H198ZM247 26V27H246ZM258 26V27H259ZM56 27V26H55ZM211 27V26H210ZM242 27V28H241ZM41 28H42V30L43 31H45V29L46 28H44L43 26H41ZM65 28V27H64ZM78 28V27H77ZM180 28V27H179ZM179 28H178V30H179ZM199 28H197V29H195V32L193 33V32H191V33H193V34H197V31H198V29ZM262 29H264V27L262 26L261 27ZM22 29V28H21ZM35 29V28H34ZM34 29H33V31H34ZM40 29V28H39ZM49 29V28H48ZM79 29V28H78ZM239 29H242L241 31H239ZM60 30V29H59ZM72 30H74V31H70V32H72V34L73 33H77V36H80V35H78L79 33V31L77 32V31H75V29H72ZM177 30V31H178ZM180 30H181V28H180ZM245 30V31H246ZM38 31V30H37ZM53 31V30H52ZM61 31H62V29H61ZM83 30H80V33L82 32ZM253 31H255V32H253ZM261 31H264V30H261ZM261 31H260V33H259V36H260V34H262L261 33ZM41 32V31H40ZM60 32V31H59ZM64 32V31H63ZM84 32H87V31H84ZM181 31H179V33H180ZM200 32H202V29H200ZM204 32V31H203ZM24 33V32H23ZM36 33V32H35ZM47 33V32H46ZM89 33V32H88ZM87 33V34H88ZM105 33V34H104ZM114 33V34H113ZM178 33V32H177ZM238 33H236L237 35H238ZM251 34V36H250V34ZM257 33V32H256ZM43 34H44V32H43ZM55 34H57V33H55ZM70 34V33H69ZM84 34V33H83ZM103 34V35H102ZM113 34V36H114V38H112L113 36H111ZM45 35V34H44ZM60 35V34H59ZM63 36H64V34H62ZM198 35V34H197ZM249 35V36H248ZM255 35V38L257 39V36L258 35H256V34H254ZM43 36V35H42ZM55 36V35H54ZM71 36H73V35H71ZM76 35H74V37L76 38L77 37ZM103 38H102V37ZM146 36L148 37V38H146ZM191 36V35H190ZM200 36V35H199ZM264 36V35H263ZM262 36V37H263ZM53 37V36H52ZM60 37H62V36H60ZM81 37H83V40L86 42V40L85 39H87V38H85L84 39V36H81ZM169 37H171V35H169ZM173 37H174V35H173ZM177 37V36H176ZM226 37H228V36H226ZM249 37V38H248ZM53 38H55V37H53ZM68 38V37H67ZM154 38V37H153ZM192 38H195V35H194V37H193V35H192ZM200 38V37H199ZM243 38V37H242ZM241 38V39H242ZM41 39L43 40V38L41 37ZM61 39V38H60ZM71 39H73V40H75L73 37L71 38ZM79 39V38H78ZM82 39V38H81ZM81 39H79V41H77V38H76V41H77V43L78 42H80V44H82V42L80 41ZM89 39V37H88V39H87V42H88V40H90ZM95 39V38H94ZM169 39V38H168ZM189 39H190V37H189ZM188 39V40H189ZM207 39V38H206ZM237 39V38H236ZM251 39H249V40H251ZM252 39V42L253 41H256V39L255 40H253ZM260 39H262V41L264 42V38H261V36H260ZM46 40V39H45ZM48 40V39H47ZM54 40V39H53ZM68 40V39H67ZM99 40V42H101V44L104 42H102V40H100V39H98ZM193 40H195V39H193ZM214 40V39H213ZM225 40H227L226 38L224 39V42H225ZM229 40L230 39H228V41H226L225 43L226 44H229L230 45V47H231V44L230 43H233V42H229ZM237 40H239V39H237ZM258 40V39H257ZM49 41V40H48ZM93 41H95V40H93ZM139 41H142L141 42V44H140V42ZM191 41V40H190ZM205 41H207V40H205ZM231 41V40H230ZM64 42H65V40H64ZM73 42V41H72ZM92 42V41H91ZM105 42V43H106ZM153 42V44H154V41H152ZM157 42V44H159V42L158 41H156ZM192 42V41H191ZM197 42V41H196ZM202 42V41H201ZM200 42V43H201ZM229 42V43H228ZM239 42L240 43H243L242 41H240L239 40ZM257 42V41H256ZM256 42H253V44H256ZM46 43V42H45ZM62 43V42H61ZM69 43V42H68ZM67 43V44H68ZM93 44H94V42H92ZM193 43V42H192ZM206 43V42H205ZM240 43H238L239 45H241V46H243L244 45V51H246L245 53L241 50L242 48H240V52H242L241 54H238L239 56H241L242 57V59L240 60V62H237V61H235V59H234V68H232L231 66V68H229L228 66H226V67H228V69H230V70H227L226 69V73L229 71V72H231V70H232V73H233V70H234V77L236 78V80L238 81V78L237 77H239L238 75V73L239 72H241V71H239V70H243L244 71V69H241L242 67L243 68H245V65H243V64H246V67L248 66L247 64L250 62L251 63V61L253 62V57L248 53L249 51H251L252 50V48L254 49V52L253 51H251L252 53H254L255 55H258L259 54V52H258V54H256L257 52H255V49L256 48H254V46H256V45H251L252 43H249L250 45H248V44H246L245 45V43L242 45V44H240ZM259 43V42H258ZM257 43V44H258ZM66 44V43H65ZM66 44V45H67ZM95 44H96V42H95ZM100 44V43H99ZM162 44V43H161ZM167 44V43H166ZM202 44V43H201ZM212 44V43H211ZM60 45V44H59ZM58 45V46H59ZM63 45V44H62ZM74 45V44H73ZM168 45V44H167ZM189 45H191V44H189ZM228 45V46H229ZM56 46V45H55ZM100 46V45H99ZM98 46V47H99ZM103 46V45H102ZM117 46V47H118ZM195 46V45H194ZM198 46V45H197ZM212 46V45H211ZM49 47H51V45L49 46ZM60 47V46H59ZM59 47H57V49L59 48ZM77 47H79V46H77ZM76 46H74V48H73V50L75 49V48H77ZM85 47H87L86 45H85ZM110 47V46H109ZM203 47V46H202ZM221 47H223L224 48V46H223V42H222V45H221ZM226 47V46H225ZM257 47V46H256ZM65 48V47H64ZM81 48V47H80ZM79 48V49H80ZM89 48H90V46H89ZM88 48V49H89ZM97 48V47H96ZM112 48L114 49V51H116L117 53L119 52H123L122 50H121V48H114L113 46H112ZM111 47H110V49H112ZM154 48V47H153ZM158 48V47H157ZM167 48V47H166ZM195 48V47H194ZM193 48V49H194ZM200 48H201V45H200ZM232 48H233V46L231 47V50H232ZM68 49H69V47H68ZM79 49L77 48V49H75V51H77V53H78V51H79ZM87 49V48H86ZM91 49V48H90ZM89 49V50H90ZM100 49V48H99ZM102 49V48H101ZM106 49V48H105ZM116 49V50H115ZM117 49H118V51H117ZM140 49L143 51V52H145V55L146 56H148L147 58H148V61H147V58H145V59H142V57L141 58H139V56H138V54L140 55V52H142V51H140ZM145 49V50H144ZM159 49V48H158ZM169 49H171V48H169ZM217 49H218V46L216 45L215 47H210L209 49H208V52L209 53H213V52H217ZM224 49H226V48H224ZM224 49H222V50H224ZM258 49L259 48H257L256 49V51H258ZM70 50V49H69ZM81 50H82V48H81ZM80 50V51H81ZM108 50V49H107ZM107 50H105V51H107ZM150 50V49H149ZM185 50V49H184ZM187 50V49H186ZM201 50H202V48H201ZM51 51V50H50ZM57 51H59V49L57 50ZM90 51H92V49L90 50ZM102 51V50H101ZM154 51H155V49H154ZM197 51V50H196ZM233 51V50H232ZM23 52V51H22ZM60 52V51H59ZM63 52V51H62ZM85 52V51H84ZM99 52V51H98ZM103 52H104V49H103ZM110 52V51H109ZM142 52V53H143ZM158 52V51H157ZM175 52V51H174ZM184 52V51H183ZM198 52V51H197ZM264 51H262V53H263ZM65 53V52H64ZM91 54L93 53V52H90ZM100 53V52H99ZM104 53H107V52H104ZM104 53L103 54H100V57H99V55L97 54V56H98V58L100 59L101 58V61H100V63H101V65L100 66H102V68H103V66L104 65H106V64H110V62L108 61L109 60V58L110 57H112V56H108V55H106L105 54V56L103 57H101V55H104ZM118 53V55L120 56V54ZM147 53V54H146ZM151 53V52H150ZM149 53V54H150ZM155 53H156V51H155ZM196 53V52H195ZM220 53L222 54L223 52H221V50H220ZM225 53H228L227 52V50L226 51H224V53L222 54V55H224ZM76 54V53H75ZM74 54V51H73V56L75 55ZM83 56L85 55V54H87V53H83V51H82V53H81ZM81 54H77V56L78 55H80V56H76L77 57V59H79L80 57L82 58H80L82 61H83V56L81 55ZM95 54V55H96ZM107 54H110V53H107ZM180 54V53H179ZM198 54H200V53H198ZM233 54H234V52H233ZM26 55V54H25ZM61 55V54H60ZM62 55H64V54H62ZM87 55H89V54H87ZM143 55H144V53H143ZM156 55V54H155ZM157 55H158V53H157ZM160 55V54H159ZM161 55H163L162 54V52H161ZM171 52H169L168 54H166L165 56H168V57H171ZM177 55V54H176ZM201 55V54H200ZM264 55V54H263ZM263 55H261V57L263 56ZM64 56H66V55H64ZM68 56L69 55H67V58H68ZM96 56V57H97ZM107 56V57H106ZM122 56V55H121ZM152 56V55H151ZM164 56V57H165ZM181 56V55H180ZM199 56V55H198ZM203 56V55H202ZM202 56H200L201 58H200V60L202 59ZM214 56V55H213ZM224 56H226V55H224ZM235 56V55H234ZM233 56V57H234ZM238 56V57H239ZM259 56V55H258ZM60 57V56H59ZM76 57H75V59H76ZM87 57H89V56H87ZM86 56H85V59L87 60L88 58H87ZM95 57V56H94ZM159 57H161V56H159ZM159 57H157L158 58V60H159ZM173 57V56H172ZM205 57V56H204ZM212 57V56H211ZM220 57H221V55H220ZM252 57V58H251ZM261 57H259V59H261ZM62 59H63V57H61ZM65 58V57H64ZM97 58V59H98ZM118 58V57H117ZM162 58V57H161ZM167 58V57H166ZM165 58V59H166ZM178 58H179V56H178ZM192 58V57H191ZM190 58V59H191ZM226 59V57H221V60L222 59ZM228 58H229V56H228ZM263 59H264V56L262 57ZM85 59H84V61H83V65L82 64H79V65H81V66H79V68H77V67H74V68H76V69H74V73H75V70H76V74L77 75H79L80 73V71H79V69L83 66V68H84V66H86V64L84 63V62H86L85 61ZM95 60V61H97V62H99L98 60ZM253 59V60H252ZM263 59H261V60H263ZM89 60V59H88ZM116 60H118V59H116ZM115 60V61H116ZM154 60V59H153ZM152 60V61H153ZM157 60V63L158 64H160L161 62H160V60L158 61ZM167 60V59H166ZM179 60V59H178ZM195 60V59H194ZM206 60V59H205ZM255 60H256V58H255ZM254 60V61H255ZM66 61V60H65ZM119 61V60H118ZM117 61V62H118ZM134 61V62H133ZM143 61H141V63L143 62ZM161 61H163L162 59H161ZM173 61V60H172ZM181 61V60H180ZM201 61H203V59L201 60ZM224 61V60H223ZM226 61V60H225ZM223 62L224 63V65H225V63L226 62ZM227 61H228V63L226 64V65H229V64H231V62H229V60L227 59ZM256 61H258V58H257V60ZM67 62V61H66ZM75 62V66H76V64H77V62H79L80 63V61H78V60H76V61H74ZM88 62V61H87ZM108 62V63H107ZM114 62V61H113ZM147 62H149V63H147ZM154 62V61H153ZM174 62V61H173ZM198 62V61H197ZM209 62V61H208ZM260 61H258L257 63H258V68H262V67H260V65L262 66V65H264L263 63L261 64V63H259ZM96 63V62H95ZM119 63V62H118ZM130 63V62H129ZM175 63V62H174ZM200 63V62H199ZM204 63V62H203ZM206 63H207V60H206ZM217 63V62H216ZM249 63V64H250ZM59 64V63H58ZM64 64H68V63H65L64 62ZM85 64V65H84ZM93 65L94 63H92L91 64V62H89L88 63V65ZM111 64H112V62H111ZM125 64V65H126ZM233 64V63H232ZM252 64V63H251ZM254 64H255V62H254ZM254 64H253V66L252 65H249L248 67L250 68L251 66L252 67H254ZM72 66H73V63L71 64ZM95 65V64H94ZM133 65V64H132ZM142 65L143 64H141L140 65V68L142 67ZM156 65V64H155ZM154 65V66H155ZM204 65H205V63L203 64V66H202V68L204 67ZM209 65V64H208ZM206 66V67H209V66ZM210 65H212V63L210 64ZM66 66H68V65H65V67ZM77 66H78V64H77ZM90 66V67H91ZM99 66V63L96 65V66H92L91 68L90 67H88V68H90V69H94L95 67H97V68H101V67H98ZM112 66H114V64L112 65ZM117 65H115V67H116ZM143 66V67H144ZM159 66V65H158ZM161 66V65H160ZM257 66H255V67H257ZM52 67V66H51ZM87 67V66H86ZM85 67V68H86ZM114 67V68H115ZM123 67V65L121 66V68ZM131 67H136V66H131ZM138 67V69H140L139 68V66H137ZM152 67V66H151ZM156 67V66H155ZM223 67H225V66H223ZM110 68H111V66H110ZM113 68V69H114ZM124 68V67H123ZM122 68V71H124L125 70V68H126V66H125V68L123 69ZM154 68V67H153ZM107 69V68H106ZM116 69V68H115ZM132 69V68H131ZM134 69H136V70H133L134 72L135 71H138L137 70V68H134ZM146 69H148V68H146ZM146 69H143V70H145V73H148V72H146ZM156 69H158V68H156ZM161 69H163V68H161ZM206 69V68H205ZM57 70V69H56ZM100 71L98 72V73H100L101 72V76H102V72L104 71L103 69V71H101V69H99ZM142 70V71H143ZM152 70H154L155 71V69H152ZM208 70V69H207ZM210 70V69H209ZM251 70H253V68L251 69ZM250 70V74H254V71H251ZM258 70H260V69H258ZM257 70V71H258ZM262 70H263V68H262ZM58 71H60V70H58ZM67 71H69L68 69H67ZM79 71V72H78ZM86 71V70H85ZM98 71V70H97ZM96 71V72H97ZM107 71H108V69H107ZM117 71V70H116ZM116 71H114V73L116 72ZM141 71V72H142ZM148 71V70H147ZM261 71V70H260ZM89 72V71H88ZM95 72V71H94ZM109 72V71H108ZM128 72H129V69H127L126 70V73L128 74ZM132 74H133V72L132 71H130ZM158 71L156 70V73H157ZM172 72V71H171ZM245 72H248V71H245ZM47 73V72H46ZM79 73V74H78ZM86 73H87V71H86ZM97 73V74H98ZM106 72H104L103 74H104V76H108V75H106L105 74ZM110 73V72H109ZM131 73H129V74H131ZM144 73V75H146ZM152 73H153V71H152ZM159 73V72H158ZM167 73V72H166ZM211 73V72H210ZM225 73V72H224ZM50 74V73H49ZM116 74V73H115ZM138 74V73H137ZM154 74H155V72H154ZM175 74V73H174ZM238 74V75H237ZM242 74V73H241ZM245 74V73H244ZM249 74V73H248ZM249 74V75H250ZM45 75H47V74H45ZM57 75H58V73H57ZM80 75H82V74H80ZM99 75V74H98ZM121 75V74H120ZM134 75H136V74H134ZM134 75H132L133 77H136V76H134ZM147 75H149L148 77L150 78V74H147ZM147 75L146 76H144L146 79V82L145 83H149L148 85L150 86L151 85V83H154V79L155 78H150V80H149V82L147 81V79H149V78H147ZM153 75V74H152ZM157 74H155V76H156ZM190 75V74H189ZM212 75V74H211ZM210 75V76H211ZM227 75H230V73L229 74H227ZM236 75H237V77H236ZM249 75H245L247 78H250L251 80H252V78L249 76ZM255 75V74H254ZM256 75H258V74H256ZM256 75H255V79H257V81H255L254 83H257L258 81H260L261 82V80H259L260 78L259 77H257L256 78ZM61 76V75H60ZM60 76H58V77H60ZM84 76H86V77H89V76H87V75H84ZM130 77L129 75H127V77L126 78H128V77H130V78H128V81L129 80H131L133 77ZM160 76V74H158V76L156 77V78H158L159 80H161L162 78V75H161V77H159ZM251 76H253V75H251ZM263 75H261V77H262ZM86 77H83V79L84 78H86ZM97 77V76H96ZM99 77H100V75H99ZM103 77V76H102ZM102 77H100V80H101V78ZM110 77V76H109ZM119 77V76H118ZM121 78L123 77H125V76H123V74L120 76ZM119 77V78H120ZM152 77H154V75L152 76ZM208 77V76H207ZM225 77H226V75H225ZM232 77V76H231ZM231 77H226V80H230V78ZM234 77H232L233 79H235ZM93 78V77H92ZM105 79L107 78V77H104ZM118 78V79H119ZM140 77H138V79H139ZM170 78V77H169ZM193 78V77H192ZM210 78V77H209ZM209 78H208V80H209ZM245 78V77H244ZM243 78V79H244ZM81 79V78H80ZM79 79V77H76V80L77 81H79L80 80ZM95 79V78H94ZM141 79V78H140ZM157 79V81H159ZM207 79V78H206ZM232 79V80H233ZM243 79H242V81H243ZM249 79V80H250ZM85 80V79H84ZM84 80H82L81 79V81H79V84H80V82H81V84H83L82 83V81L83 82H85L86 83V80L84 81ZM97 80H98V78H97ZM103 80V79H102ZM122 80V79H121ZM124 81L126 80L125 78L123 79ZM133 80V82L132 83H137V84H133V85H138V84H143L142 83V80H140V82L138 83L137 81L135 82V80L136 79H132ZM212 81H213V79H211ZM236 80H235V82H236ZM250 80V81H251ZM263 80H264V78H263ZM73 81V80H72ZM95 81V80H94ZM108 81H109V79H108ZM119 81V80H118ZM123 81V82H124ZM139 81V80H138ZM231 81V80H230ZM239 81H240V79H239ZM252 81H254V80H252ZM64 82V81H63ZM70 82H71V79H70ZM151 82V83H150ZM177 82V81H176ZM179 82V81H178ZM210 82V81H209ZM241 82V81H240ZM262 82H264V81H262ZM260 83V84H262L263 86H264V84L263 83ZM73 83H75V82H73ZM78 83V82H77ZM85 83L83 84V85H85ZM96 83V82H95ZM94 82L92 83V81H90L89 82V84H91V85H93V84H95ZM102 83H104V82H102ZM108 83V82H107ZM130 83V82H129ZM129 83H128V85H129ZM226 83H227V81H226ZM247 83V82H246ZM253 83V82H252ZM253 83V84H254ZM51 84V83H50ZM79 84H77L78 86H79ZM98 84V83H97ZM105 84V83H104ZM110 84V83H109ZM113 84V83H112ZM112 84H110L109 86H111ZM127 84V83H126ZM159 84V82L156 84V85H158ZM177 84V83H176ZM185 84H187V83H185ZM230 84H232L231 82H230ZM252 84V85H253ZM258 84H259V82H258ZM259 84V85H260ZM75 85V84H74ZM73 85V86H74ZM83 85H80L79 87H82ZM106 85V84H105ZM104 85V86H105ZM140 85V86H141ZM143 85H145V84H143ZM148 85H145V88H143V89H138V90H145L146 89V91H145V93L147 94V92H148V98H147V95H145V93H144V91H142L143 93H141V94H143V98H144V101H145V103H143L142 102V100L140 99V96H139V101H137V103L139 102V104H137V107L136 106H132V108L130 107V112H131V109H132V111H133V109H134V111H135V113H133V112H131V113H128L129 115H131V116H129L128 114H124V116L126 115V117L128 118V120H129V122H130V118L129 117H132V113L135 115L136 114V112H141L142 114H139L138 113V117H140L141 119H143L142 118V116H143V111H145V113H146V111L147 110H144V109H142V111H138V108L140 109L141 107L140 106H138V105H140V103H142L143 105H146L147 106V101H149L148 99H149V91L151 90V89H148ZM156 85H154V84H152L150 87H154V86H156ZM228 85H229V83H228ZM233 85V84H232ZM232 85H231V88H233L232 87ZM257 85V84H256ZM20 86V85H19ZM66 86V85H65ZM68 86V85H67ZM72 86V87H73ZM86 86V85H85ZM85 86H83V87H85ZM109 86H106V88L107 87H109ZM115 86V85H114ZM160 86V88H162L161 87V85H159ZM158 86V87H159ZM180 86V85H179ZM197 86V85H196ZM235 86V85H234ZM246 86V85H245ZM53 87V86H52ZM79 87H77V89L78 90H80L79 89ZM91 87V86H90ZM95 87H97V86H93V88L91 87V90L93 89V91H95V90H97V89H94ZM100 87H101V89H102V86L100 85ZM124 87V86H123ZM143 87V86H142ZM142 87H140V88H142ZM147 87V88H146ZM229 87V86H228ZM238 87V86H237ZM20 88V87H19ZM50 88V87H49ZM120 88V87H119ZM124 88H126V87H124ZM135 88V87H134ZM175 88V87H174ZM193 88V87H192ZM196 88H198V87H196ZM230 88V87H229ZM230 88V89H231ZM236 88V87H235ZM246 88V87H245ZM57 89V88H56ZM73 91H74V88H71ZM82 90H83V88H81ZM101 89H99V90H101ZM112 89V88H111ZM115 89V88H114ZM117 89V88H116ZM237 89V88H236ZM261 89V88H260ZM70 90V89H69ZM68 90V91H69ZM78 90H77V92H78ZM103 90V89H102ZM126 90L128 91L129 89H128V87L126 88ZM136 91H137V89H135ZM152 90H153V88H152ZM160 90V89H159ZM163 90V89H162ZM193 90V89H192ZM195 90V89H194ZM197 90V89H196ZM226 90H229L227 87H226ZM255 90V89H254ZM2 91V90H1ZM50 91V90H49ZM72 91V92H73ZM122 91V90H121ZM127 91H126V93H127ZM135 91V92H136ZM140 91V92H141ZM156 93H157V91L156 90H154ZM153 91V92H154ZM161 91V90H160ZM159 91V92H160ZM182 91V90H181ZM185 91V90H184ZM206 91V90H205ZM216 91V90H215ZM230 91H233V89L232 90H230ZM230 91H229V94H230ZM235 91V90H234ZM238 91H239V89H238ZM14 92V91H13ZM83 92V91H82ZM88 92H90V91H88ZM92 92V91H91ZM90 92V93H91ZM103 92V91H102ZM109 92V91H108ZM107 92V93H108ZM162 92V91H161ZM186 92V91H185ZM192 92V91H191ZM209 92V91H208ZM228 92V91H227ZM1 93V92H0ZM6 93V92H5ZM56 93V92H55ZM58 93V92H57ZM79 93V92H78ZM104 93V92H103ZM111 93V92H110ZM112 93L114 94L115 92L114 91H112ZM122 93V92H121ZM131 93V92H130ZM138 93V92H137ZM137 93H135V94H137ZM193 93V92H192ZM232 93V92H231ZM8 94V93H7ZM71 94V93H70ZM69 93H68V95H70ZM92 95H93V98H92V100H93V103L94 104H99L98 102L97 103H95L94 102V100L96 99H94V93H91ZM101 94V93H100ZM117 93H115V95H116ZM119 94V93H118ZM140 94V93H139ZM185 94V93H184ZM208 94V93H207ZM234 94V93H233ZM4 95V94H3ZM53 95V94H52ZM71 95H74L73 93L71 94ZM80 95V94H79ZM95 95H97V94H95ZM120 95V94H119ZM128 95V94H127ZM154 96L156 95L155 93L153 94ZM160 94H157L155 97L156 98H158V99H155V101L157 100V101H159V96ZM181 95V94H180ZM227 95H228V93H227ZM234 95H239V93L238 94H234ZM234 95H230L231 97H234ZM54 96V95H53ZM83 96V95H82ZM82 96H81V98H82ZM106 96H108L107 94H106ZM124 95H121V97H122V99L120 98L119 100H121V102L120 103H123V102H126L127 103V100L126 99H124L123 100V98H125V97H123ZM137 96V95H136ZM206 96V95H205ZM78 96H76L75 97V99L77 98ZM96 97V96H95ZM99 97V96H98ZM98 97H97V99H98ZM132 98H133V96H131ZM131 97H129V98H131ZM147 98V100H146V98ZM154 97V98H155ZM237 97V96H236ZM260 97V96H259ZM5 98V97H4ZM8 98V97H7ZM7 98H5V99H7ZM21 98V97H20ZM74 98V97H73ZM80 98V97H79ZM104 98V97H103ZM102 98V96L100 97V100H102L103 99ZM110 98V97H109ZM132 98H131V101H132ZM154 98H152V99H154ZM186 98V97H185ZM250 98H252V96L250 97ZM255 98H257V97H255ZM60 99V101H61V98H59ZM106 99H108V98H106ZM136 99V98H135ZM183 99V98H182ZM4 100V99H3ZM23 100V99H22ZM21 100V101H22ZM77 100H78V98H77ZM112 100V99H111ZM138 100V99H137ZM252 100V99H251ZM259 100V99H258ZM264 100V99H263ZM7 101V100H6ZM64 101H65V99H64ZM81 101V100H80ZM96 101H98V100H96ZM104 101V100H103ZM108 101V103L110 102V100L108 99L107 100ZM129 102L130 103V105H131V103L132 102ZM133 101H134V99H133ZM150 101H151V99H150ZM157 101H156V103H155V105L156 106H158V108H159V105H160V107H162L161 106V102L159 103H157ZM161 101H162V99H161ZM234 101H235V103H236V99H234ZM232 99H231V102H234ZM63 102V101H62ZM106 102V101H105ZM112 102V101H111ZM180 102V101H179ZM184 102H185V99H184ZM4 103H5V100H4ZM78 103H79V101H78ZM77 103V101H76V104L78 105V107H79V105H81V107L83 106L82 104H78ZM134 103H136V102H134ZM238 103V102H237ZM12 104V103H11ZM23 104V103H22ZM21 104V105H22ZM70 104V103H69ZM75 104V105H76ZM86 104V103H85ZM84 104V105H85ZM114 104V102L112 103V105ZM158 104V105H157ZM163 104V103H162ZM239 104V103H238ZM241 104V103H240ZM258 104V103H257ZM248 105V104H247ZM5 106H7V105H5ZM16 106V105H15ZM86 106V105H85ZM85 106H83L82 108H84V109H82V111H86V108H88V106L85 108ZM99 106V105H98ZM122 106V105H121ZM126 106H127V104H126ZM151 106V107H150ZM187 106V105H186ZM1 107H3V106H1ZM10 107V106H9ZM76 107V106H75ZM81 107H79V108H81ZM102 107H103V105H102ZM101 107V108H102ZM105 107V106H104ZM114 107L115 108H113V107H109V109L110 108H113V109H116L117 107L115 106V104H114ZM124 107V106H123ZM134 107V108H133ZM148 107H150L151 109H148V108H146V109H148L149 110V112L148 113H150V114H148V118H149V121H151V119L153 118H150V115L152 116L153 114H155L156 112H154V111H157L156 109V107H154V106H152V105H149ZM154 107V108H153ZM163 107H164V105H163ZM14 108V107H13ZM17 108V107H16ZM70 108V107H69ZM90 108V107H89ZM100 108V107H99ZM143 108H145V107H143ZM165 108V107H164ZM247 108H249V107H247ZM103 109L104 108H102V111H103ZM118 109V108H117ZM220 109V108H219ZM233 109V108H232ZM237 109V108H236ZM239 109V108H238ZM17 110V109H16ZM77 110V109H76ZM75 110V113H77L78 112V114L81 112V109H78V111H76ZM90 110V109H89ZM101 110V109H100ZM107 110H108V108H107ZM107 110H104L103 112H108ZM158 110H160V109H158ZM201 110V109H200ZM70 111H71V109H70ZM74 111V110H73ZM80 111V112H79ZM88 111V110H87ZM116 111V110H115ZM114 111V113H116ZM120 111V113H119V115L123 112V108L121 107V109L119 110ZM118 111V112H119ZM125 111V110H124ZM151 111H153V113H151ZM161 111V110H160ZM159 111V112H160ZM167 111V110H166ZM90 112V111H89ZM96 112H97V110H95V114H96ZM106 112H105V114H106ZM110 112V111H109ZM108 112V113H109ZM163 112V111H162ZM162 112H160V113H162ZM237 112V111H236ZM235 112V113H236ZM17 113V112H16ZM124 113V112H123ZM159 113V117L161 116V117H163V114L161 115ZM238 113V112H237ZM237 113H236V115L235 116H237ZM84 114V113H83ZM184 114L186 115H188V113H186V112H184ZM238 114H240V112L238 113ZM25 115V114H24ZM77 115V114H76ZM92 115V114H91ZM102 115V114H101ZM109 115V114H108ZM115 115V114H114ZM114 115H113V118H114ZM165 115V114H164ZM251 115V114H250ZM80 116V115H79ZM78 116V117H79ZM117 116V115H116ZM144 116H145V114H144ZM156 116V117H155ZM155 116H154V118H155V120H157V122H158V116L155 114ZM241 116H243V115H241ZM240 116V117H241ZM4 117V116H3ZM18 117V116H17ZM89 117H92V116H89ZM88 117V118H89ZM109 117V116H108ZM120 117H121V115H120ZM119 117V118H120ZM125 117V118H126ZM160 117V118H161ZM4 118H6V117H4ZM2 119L1 118V120H0V135L2 136L3 135V133H4V130H6L4 127L5 126H10L11 124H12V122L11 121H9V119H10V117H9V119L7 120V118L6 119ZM23 118V117H22ZM83 118V117H82ZM85 118V117H84ZM118 118V117H117ZM126 118V119H127ZM139 118V120H140V122H141V119ZM158 118V119H157ZM232 118H233V116H232ZM19 119V118H18ZM78 119V118H77ZM94 119H96V118H94ZM125 119V120H126ZM161 119H163V118H161ZM165 119H167V118H165ZM229 119V118H228ZM116 120H118V119H116ZM133 120H137L136 118H133ZM160 120V119H159ZM168 120V119H167ZM235 120V119H234ZM21 121V120H20ZM83 121V120H82ZM135 121H134V123H135ZM146 120L144 119V121H143V124H144V122H145ZM154 121V120H153ZM161 121V120H160ZM163 121V120H162ZM161 121V122H162ZM249 121H250V118H249ZM252 121V120H251ZM24 122V121H23ZM85 122L87 123L88 121L87 120H85ZM122 122V120L120 119V122H118V128H119V126L122 124L121 123ZM152 122V121H151ZM234 122V121H233ZM236 122H238V124H239V121H236ZM10 123V124H9ZM17 123H18V121H17ZM22 123V122H21ZM89 123V122H88ZM137 124L139 123L138 121L136 122ZM142 123V122H141ZM147 123V122H146ZM146 123H145V128H146ZM190 123V122H189ZM242 123V122H241ZM80 124V123H79ZM81 124H83V123H81ZM120 124V125H119ZM129 124V123H128ZM161 124V123H160ZM165 124H167V123H165ZM193 124H195L194 123V121H193ZM236 124V123H235ZM13 125H14V123H13ZM140 125V124H139ZM154 125V124H153ZM157 125V124H156ZM63 126V125H62ZM61 126V127H62ZM77 126V125H76ZM85 126H88V125H86L85 123H84V126H81V128H83V127H85ZM135 126V125H134ZM133 125H132V129H133V127H134ZM158 126V125H157ZM157 126H156V129H157ZM165 127H166V125H164ZM188 126H190V125H187V127ZM201 126V125H200ZM230 126V125H229ZM11 127H15V126H11ZM10 127V128H11ZM78 127V126H77ZM92 127V126H91ZM121 127V126H120ZM126 127H127V121H126ZM125 127V128H126ZM140 127H141V125H140ZM148 127H150V126H148ZM159 127V126H158ZM193 126H190L189 128H190V130H191V128H192ZM195 127V126H194ZM202 127V126H201ZM232 127V126H231ZM239 127V126H238ZM258 127H259V125H258ZM17 128V127H16ZM18 128H20V126H18ZM87 128H89V126L87 127ZM116 128H117V126H116ZM117 128V129H118ZM124 128V129H125ZM145 128L143 127V129L145 130ZM167 128V127H166ZM171 128H173V127H171ZM171 128H168V129H170L171 130ZM189 128H188V130H189ZM21 129V128H20ZM25 129V128H24ZM35 129V128H34ZM123 129V128H122ZM138 129H139V126H138ZM150 129V128H149ZM148 128H146V130H148L149 132H151V130L152 129H150L149 130ZM193 129V128H192ZM239 129V128H238ZM246 129V128H245ZM245 129H244V131H245ZM43 130V129H42ZM136 130V129H135ZM141 130V129H140ZM158 130V129H157ZM156 130V131H157ZM169 130V131H170ZM229 130V129H228ZM231 130V129H230ZM259 130V129H258ZM47 131V130H46ZM107 131V130H106ZM118 131H119V129H118ZM122 131H124V130H122ZM121 131V132H122ZM162 131V130H161ZM167 132V133H170V132ZM192 131V130H191ZM189 132V133H192V135H193V131L192 132ZM194 131H196V129L194 130ZM204 132H205V130H203ZM47 132H50V131H47ZM104 132V131H103ZM147 132V131H146ZM186 132H187V130H186ZM185 132V133H186ZM241 132V131H240ZM240 132L239 133H236L235 131H234V139H233V142H234V147H233V149L234 148H236V147H242V145H243V141H242V137H243V134H240ZM258 132V131H257ZM53 133H54V131H53ZM133 133V132H132ZM143 133H145L144 131H143ZM152 133H153V131H152ZM150 134L151 135V137H153L152 135H154L155 136V134ZM162 133V132H161ZM166 133V131L165 132H163L162 133V135L163 134H165ZM217 133V132H216ZM253 133V132H252ZM256 133V132H255ZM6 134V133H5ZM14 134H15V132H14ZM17 134V133H16ZM88 134V132H86V135ZM135 134V133H134ZM140 134H141V132H140ZM146 134H148V133H146ZM146 134H144V135H142V136H146ZM157 134V133H156ZM244 134H245V132H244ZM259 134H260V132H258L257 133V136L259 137ZM19 135V134H18ZM49 135V134H48ZM85 135V134H84ZM85 135V136H86ZM89 135V134H88ZM108 135H110V134H108ZM212 135H214L215 136V134H212ZM211 135V137H213V139L212 138H210V140H214V136H212ZM0 136V137H1ZM28 136V135H27ZM43 136H45V135H43ZM84 136V137H85ZM120 136H122V133H121V135H120V131H119V138H120ZM161 136V135H160ZM164 136H166V135H164ZM163 136V137H164ZM169 136H171L170 134H169ZM204 136V135H203ZM208 136H210V134L208 135ZM16 137H18L17 135H16ZM87 138H88V136H86ZM125 137V136H124ZM168 137V136H167ZM189 137V139H190V136H188ZM188 137H187V140H188ZM192 137H194V136H192ZM191 137V138H192ZM245 137V136H244ZM8 138V137H7ZM40 138V137H39ZM119 138L117 139L118 141H119ZM140 138V137H139ZM138 138V139H139ZM144 138V137H143ZM148 138V137H147ZM150 138V137H149ZM176 138V137H175ZM184 138V136L182 137V139ZM196 138H198V137H196ZM209 138V137H208ZM216 138V137H215ZM227 138H229V135H228V137ZM6 139V138H5ZM22 139V138H21ZM64 139V138H63ZM89 139V138H88ZM108 139V138H107ZM122 139V138H121ZM137 139V138H136ZM138 139H137V143H138V145L140 146V144L139 143H142V142H139L138 141ZM165 139L166 140H169L170 139V137L169 138H166L165 137ZM173 139V140H172ZM199 139V138H198ZM218 139V138H217ZM247 139V138H246ZM8 140V139H7ZM61 140V139H60ZM80 140H81V138H80ZM85 141H86V139H84ZM132 140V139H131ZM164 140V139H163ZM171 140L173 141L172 142V144L171 145H175V146H173L175 149H177V146L179 147V145H180V143L181 142H179V144H176V143H174V138H171ZM170 140V141H171ZM192 140V139H191ZM204 141H206L205 140V138L203 139ZM202 140V145H205L206 146V143L204 144V141ZM248 140V139H247ZM122 141V140H121ZM126 141V140H125ZM142 141V140H141ZM148 141V140H147ZM190 141V140H189ZM201 141V140H200ZM208 141V140H207ZM219 141V140H218ZM260 141V140H259ZM0 142H2V141H0ZM7 142V141H6ZM12 142V141H11ZM29 142V141H28ZM81 142V141H80ZM88 142V141H87ZM127 142V141H126ZM149 142V141H148ZM163 142V141H162ZM213 142V141H212ZM211 141H210V143H211V145L213 144ZM220 142V141H219ZM246 142V141H245ZM17 143V142H16ZM25 143V142H24ZM123 143L124 142H122V144L121 145H123ZM150 143V142H149ZM164 144H163V146H166V147H168V145L170 146V147H172L170 144H169V141L168 142H163ZM166 143H168L167 145H165ZM190 143V142H189ZM210 143L209 142H207V146H208V149L207 150H209L210 148H211V150L212 149H214L213 150V152H211V151H209V153L211 152V154L213 153H215L216 155H213L212 156V161H211V154L209 155V153H208V155L210 156L209 157V162L211 161V162H213L214 160H215V162H213L214 163V167H216V163H217V161H218V157H217V154L218 153H220V149H218V147H215V148H212L211 146H210ZM216 143V142H215ZM214 143V144H215ZM221 143V142H220ZM22 144V143H21ZM38 144V143H37ZM146 144H148V143H146ZM182 144V143H181ZM197 144H199V143H197ZM1 145V144H0ZM19 145V144H18ZM55 145H57L56 143H55ZM135 145V144H134ZM183 145V144H182ZM186 145H187V143H186ZM185 145V146H186ZM193 145H194V143H193ZM196 145V144H195ZM220 145V144H219ZM6 146V145H5ZM148 146V145H147ZM146 146V147H147ZM181 146V145H180ZM192 146V145H191ZM204 146V147H205ZM207 146L204 148L203 146L201 147L202 149L204 148L205 150H206V148H207ZM223 146V145H222ZM221 146V147H222ZM6 147H8V146H6ZM166 147H164V149L163 150H165V148ZM172 147V148H173ZM183 147L184 146H181V148L183 149ZM194 147V146H193ZM193 147H191L192 149H193ZM210 147V148H209ZM232 147V146H231ZM252 147V146H251ZM12 148V147H11ZM79 148V147H78ZM115 148V147H114ZM174 148L172 149L174 152H175V150H174ZM181 148H180V151H182L181 150ZM186 148V147H185ZM216 148L218 149V150H216ZM220 148V147H219ZM4 149H5V147H4ZM7 149H9V148H7ZM144 149H145V146H144ZM166 149H168V148H166ZM179 149V148H178ZM199 149H200V147H199ZM223 149H226L225 147H223ZM223 149H221L222 151H224V152H226L227 154H228V152H227V150H223ZM13 150V149H12ZM14 150H17V149H14ZM24 150V149H23ZM27 150V149H26ZM158 150V149H157ZM186 150H187V148H186ZM195 150H196V147H195ZM207 150L205 151V153H204V155H206L207 154ZM251 149H249V154H250V157H252V159L253 160H255L256 159V156H257V154L256 153H251V151H250ZM9 151V150H8ZM17 151H19V150H17ZM28 151V150H27ZM131 151V150H130ZM134 151H136V149L134 150ZM168 151V150H167ZM172 151V153L173 154H175L174 152ZM193 151V150H192ZM197 151H198V149H197ZM197 151H196V153L195 154H197ZM217 151V152H216ZM4 152H6V151H4ZM26 152V151H25ZM188 152L191 154L192 152L190 151V148H188V150H187V154H188ZM194 152V151H193ZM199 152V151H198ZM224 152H222L223 154H224ZM11 153V152H10ZM20 153V152H19ZM24 153V152H23ZM158 153V152H157ZM162 153H164V151L162 152L161 151V155H156V156H154V159L152 158V163L151 164H158L157 162L159 161L158 159H161L160 160V164H161V162H162V165H164L165 166V168H166V162H164V159L163 158H159L158 156H164V155H162ZM167 153V152H166ZM170 153V152H169ZM168 153V154H169ZM180 153V152H179ZM237 155L239 156V157H242V155L245 153V150H244V148H241V149H239L237 152ZM258 153H259V151H258ZM136 154L137 153H135V156H136ZM184 154V153H183ZM190 154H189V156H190ZM195 154H193V156H195L196 158H197V160L198 161H201L200 159V157L197 155H195ZM199 154V153H198ZM203 154V153H202ZM261 154V153H260ZM21 155V154H20ZM23 155V154H22ZM21 155V156H22ZM127 155V154H126ZM178 155V154H177ZM186 155V154H185ZM203 155V156H204ZM27 156V155H26ZM207 156V155H206ZM215 156V157H214ZM229 156V155H228ZM164 157H166V156H164ZM169 159H170V154H169ZM173 157V156H172ZM186 157H187V155H186ZM202 157V156H201ZM217 157V158H216ZM222 158H223V156H221ZM230 157V156H229ZM126 158V157H125ZM167 158V157H166ZM191 158V157H190ZM200 158V159H199ZM203 158V157H202ZM204 158H206L205 156H204ZM208 158V157H207ZM220 158V157H219ZM231 158V157H230ZM243 158V157H242ZM258 158V157H257ZM134 159V158H133ZM168 159V158H167ZM166 159V160H167ZM184 159H186V158H184ZM232 159V158H231ZM259 159V158H258ZM258 159H257V161H258ZM17 160V159H16ZM191 160V159H190ZM217 160V161H216ZM220 160H221V158H220ZM230 160V159H229ZM228 160V161H229ZM264 160V159H263ZM11 161V160H10ZM26 161V160H25ZM149 161H151V160H149ZM172 161V160H171ZM183 161V160H182ZM189 161V160H188ZM222 161V160H221ZM221 161L219 162V163H221ZM241 161V160H240ZM197 162V161H196ZM195 162V163H196ZM204 162V163H203ZM208 161L206 160V163H205V161L204 160H202L201 161V163L202 164H206L207 165V167L204 165H202L201 163V165H202V167H201V169L203 168V169H207L208 168V166H210L208 163H207ZM230 162V161H229ZM18 163V162H17ZM166 163V164H165ZM188 164L189 162H184V164ZM218 163V164H219ZM108 164V163H107ZM172 164H173V162H172ZM172 164H168V165H172ZM198 164V163H197ZM196 164V165H197ZM223 164V165H222ZM231 164H234V163H231ZM29 165V164H28ZM32 165V164H31ZM122 165V164H121ZM199 165V164H198ZM17 166H19V165H17ZM25 166V165H24ZM107 166V165H106ZM153 167H155V169H154V172H156L155 170H157V169H159V168H157V166H154V165H152ZM190 166V165H189ZM218 166H220V167H224V170L226 169V167L224 166V163H223V161H222V163L221 164H219ZM15 167V166H14ZM23 166H21V168H22ZM29 167H31V166H29ZM34 167V166H33ZM32 167V168H33ZM159 167V166H158ZM163 167V166H162ZM191 167V166H190ZM193 167H194V165H193ZM211 167V166H210ZM210 167H209V170H210ZM232 168L234 167V170H235V172H237V171H240L239 170V168L234 164V166H231ZM157 168V169H156ZM196 168V167H195ZM199 167H197V169H198ZM218 167H216V169H217ZM231 168V169H232ZM19 169V168H18ZM23 169V168H22ZM26 169H27V166H26ZM135 169V168H134ZM147 169H149V168H147ZM168 169V171H169V168H167ZM173 169V168H172ZM170 170L171 171V173H175V175H177L176 174V172H173L174 170ZM185 169V168H184ZM200 169V170H201ZM202 169V171H205L207 174H206V176H207V179H209V177L208 176H215L216 175V172L213 170V168H212V170L215 172L214 173V175L212 174V172H208V171H206V169L205 170H203ZM15 170V169H14ZM152 169H150V171H151ZM180 170V169H179ZM183 170V169H182ZM182 170H181V172H182ZM192 170V169H191ZM208 170V169H207ZM218 170V173H219V169H217ZM245 172H248V173H250L249 175H250V177H253L254 179H252L253 181H254V184H256L257 185V187L260 189V194L261 193H263L264 194V181L263 182H261L260 183V177H262V176H264V162H263V165H260V166H258L256 163H251V161H250V163H248L247 164V166L245 167ZM31 171V170H30ZM122 171V170H121ZM148 171V170H147ZM153 171V170H152ZM165 171H167L166 169H165ZM167 171V172H168ZM197 171V170H196ZM199 171V170H198ZM19 172V171H18ZM159 172L161 173V175L162 176H165L166 175V177H167V172L166 173H162L161 172V170H159ZM192 172V171H191ZM31 173V172H30ZM148 173V172H147ZM157 173V172H156ZM170 173V174H171ZM202 174V172L201 171H199V173L197 174V175H199V177L201 176V174ZM218 173H217V175H218ZM240 172H238V174H239ZM247 173V174H248ZM148 174H150V173H148ZM148 174H147V176L146 177H148L149 178V176H148ZM158 174V173H157ZM164 174V175H163ZM183 175L182 176H178L177 175V177H182L181 179L184 181V184H183V182L181 183V185L180 186H182V185H184V186H186V188H191V187H188V186H191V184L192 185H194L193 183H191L193 180H194V176H192L191 175V173L188 175L187 174V171H186V173L184 172V173H182ZM28 175V174H27ZM78 175V174H77ZM128 175V174H127ZM129 175H131V174H129ZM153 175V174H152ZM161 175H158V176H160L159 177V179H160V181L161 180H163L164 181V179H166L165 177L164 178H162V176ZM169 175V174H168ZM204 175V174H203ZM234 175H236V174H234ZM233 175V177H232V181L234 182V184H232L231 185V189H232V186H234L233 187V189H234V200H233V202L231 201V197L233 198V194L231 195V197L229 198L228 196V198L230 199V201H229V199H226V202L227 203H224L223 202V200L221 199V196H219L218 198H219V200L220 201H222L223 202V205H220L219 204V202H217V196L219 195L218 194V192L217 191H215V192H213V188L211 187V186H215L216 185V183L215 184H209L208 183V180H206L207 182L206 183H208V186H209V188L210 189H212V191H211V193L210 192H207V193H209V194H211L212 195V198H213V202H215V203H218L214 208H209V204H208V208L209 209H211V210H213V212H214V218L211 220H208L207 222H206V224L204 225V227H203V232H201L202 230L201 229H198L199 228V225H200V223H199V219H198V217H200V214L201 213H203V210L205 209V207H204V205H201V204H199V203H201V201H199L198 199H197V193L199 194V195H202L203 193L201 192V190L200 191H197L195 188H194V186H193V188L194 189H190L191 191L189 192V193H191V195H193V198H194V200L196 199V200H198L197 201V205L194 203V205H196L195 207L194 206H192L190 203V201H189V204L192 206V208L191 209H188V211H187V213L185 212V218L186 217H188L189 218V225L187 226V227H185V229L184 230H182L181 229V231H178V233L177 234H175L174 235V238H173V241H175V245H174V247H176V249H175V251H176V253H177V256L174 258V256H173V258L175 259H173L172 258V255L167 251V250H169V249H164V251H162V252H168V255H171V258L173 259V260H169V259H167V258H165V260H166V262H164L165 264H264V207H260V206H258V205H255L257 202H254L253 203V199H255V198H257V197H259V196H255V195H247L246 193H245V191H249V190H251L250 189V183L249 182H247L246 183V181L244 180L243 181V179H240V178H243L242 177V175L240 176L239 175V179H238V177H237V175L236 176H234ZM61 176V175H60ZM70 177H71V175H69ZM74 176V175H73ZM144 176V175H143ZM170 176V178H171V175H169ZM205 176V177H206ZM220 176V175H219ZM219 176H216V177H219ZM226 176V175H225ZM24 177V176H23ZM76 177H79V176H76ZM85 177V176H84ZM88 177V176H87ZM130 177V176H129ZM129 177H127L126 176V179L127 178H129ZM131 177H132V175H131ZM146 177H144V178H146ZM152 177V176H151ZM174 179H176V182H175V180L173 181L174 183H171V184H179V181L177 180V178H175V176H172ZM197 177V176H196ZM212 177V178H213ZM249 177V178H250ZM56 178H59L58 176L56 177ZM136 178V177H135ZM142 178V177H141ZM140 178V179H141ZM147 178V179H148ZM155 178V176L154 177H152L151 179H154ZM201 178H203L204 179V176H201ZM234 178V179H233ZM29 179V178H28ZM76 179V178H75ZM130 179V178H129ZM129 179H127V181L129 180ZM140 179H138V180H140ZM157 179V178H156ZM172 179V178H171ZM179 179V178H178ZM197 179V178H196ZM216 179V178H215ZM228 179V178H227ZM229 179H230V177H229ZM73 180V179H72ZM71 180V181H72ZM93 180V179H92ZM91 180V181H92ZM95 180H97V179H94V182H95ZM131 180V179H130ZM132 180H133V178H132ZM137 180V181H138ZM150 180V179H149ZM181 180V181H182ZM200 179H198L197 181H199ZM219 180H222V179H219ZM219 180H217V182L219 181ZM242 180V182H240ZM18 181V180H17ZM71 181H70V183H71ZM83 181H85L84 180V178H83ZM157 181V180H156ZM162 181V183H163V186H162V183L160 184V186L162 187V189H164V182ZM23 182V181H22ZM97 182V181H96ZM95 182V183H96ZM103 182V181H102ZM107 182V181H106ZM151 183V185H147V183L145 184V185H147L146 187H148V188H150V186H152L154 183H152V181H150ZM220 182V181H219ZM222 182V181H221ZM244 182V183H243ZM91 184H93L92 182H90ZM94 183V184H95ZM100 183V182H99ZM105 183V182H104ZM131 183V182H130ZM167 183V182H166ZM241 183V184H240ZM37 184V183H36ZM103 184V183H102ZM106 184V183H105ZM109 184V183H108ZM107 184V185H108ZM136 184H137V182H136ZM139 184H141V183H139ZM170 184V183H169ZM171 184H170V186H171ZM260 184V185H259ZM72 185H73V183H72ZM78 185V184H77ZM154 185H156V184H154ZM153 185V186H154ZM197 187H198V182H197ZM217 185H220L221 187H222V183H219V184H217ZM29 186V185H28ZM160 186H155V187H153L154 189L156 188H158L159 189V187ZM167 186V185H166ZM172 186H174V185H172ZM218 187L220 190H221V187ZM225 186V185H224ZM227 186V185H226ZM20 187V186H19ZM99 187V186H98ZM102 187L104 188L105 186H103L102 185ZM101 187V188H102ZM114 187V186H113ZM128 187V185L126 186V188ZM143 187V186H142ZM160 187V188H161ZM178 187V186H177ZM202 187V186H201ZM89 188V187H88ZM100 188V187H99ZM100 188V189H101ZM111 188H112V186H111ZM139 188V187H138ZM152 188V187H151ZM153 188L151 189V190H153ZM167 188V187H166ZM168 188H169V185H168ZM174 188V187H173ZM217 187L215 186V189H216ZM217 188V189H218ZM223 188V187H222ZM20 189V188H19ZM31 189V188H30ZM109 189H110V186H109ZM120 189V188H119ZM155 189V191H159L158 189L156 190ZM181 189H183V186H182V188ZM201 189V188H200ZM216 189V190H217ZM218 189V190H219ZM246 189V190H245ZM77 190V189H76ZM80 190V189H79ZM102 190V189H101ZM105 190V189H104ZM113 190V189H112ZM188 190V189H187ZM198 190H199V187H198ZM25 191V190H24ZM142 191V190H141ZM154 191V190H153ZM152 191V193H150V191H149V193L150 194H154L155 195V192H153ZM175 191V190H174ZM180 191V193H181V191H183V190H178V192ZM184 191H185V193L187 192L186 191V189H184ZM183 191V192H184ZM204 191V190H203ZM229 191H230V193H233L232 192V190H230V188H229ZM99 192H100V190H99ZM102 192V191H101ZM166 192V191H165ZM219 192H221V191H219ZM45 193V192H44ZM77 193V195H78V192H76ZM106 193V192H105ZM120 193H122V192H120ZM132 193V192H131ZM229 193V194H230ZM248 193H250V192H248ZM82 194V193H81ZM80 194V195H81ZM84 194V193H83ZM82 194V195H83ZM101 194V193H100ZM112 194V193H111ZM161 194V193H160ZM214 194V195H213ZM105 195V194H104ZM109 195V194H108ZM124 195V194H123ZM150 196L151 198H156V196ZM187 195V194H186ZM221 195H223L222 193H221ZM76 196V195H75ZM79 196V195H78ZM90 196V195H89ZM132 196H133V194H132ZM206 197H208L207 196V194L205 195ZM215 198H214V197ZM81 197V200H83L82 199V196H80ZM86 196H84V198H85ZM99 197V196H98ZM97 197V198H98ZM122 197V196H121ZM158 197V196H157ZM169 197V196H168ZM179 197H180V195H179ZM182 197H186L187 199H188V196H182ZM79 198V197H78ZM92 198V197H91ZM159 198V200H160V202H161V197H158ZM209 199H210V197H208ZM207 198V200H209ZM217 198V199H216ZM1 199V198H0ZM57 199H58V197H57ZM90 199V198H89ZM94 199V198H93ZM101 199V198H100ZM122 199L123 200H121V199H119V195H115L114 196V194H113V196L112 197H110V196H107V198L104 200H102L101 201V206H99L100 207V209H99V211L100 212H103V214L102 215H104L105 213H108V211L110 210V209H112V210H114V211H117L120 207H128V205H131V204H134L136 201H137V197H134L131 201H129L130 200V198L128 197V199H127V196H125V198H123L122 197ZM146 199V198H145ZM178 199V198H177ZM199 199H200V197H199ZM214 199H216L215 201H214ZM152 200L153 199H151V203H153V202H155V200H153V202H152ZM159 200H157L156 199V201L158 202ZM169 200V199H168ZM188 200H190V199H188ZM196 200H195V202H196ZM207 200H206V202H207ZM261 201L262 203H264V197L262 196V197H260V198H257V201ZM28 201V200H27ZM78 201V203H80V201L79 200H77ZM99 201V200H98ZM163 201V200H162ZM170 201V200H169ZM182 201V200H181ZM210 201V200H209ZM60 202V201H59ZM88 202V201H87ZM188 202V201H187ZM26 203V202H25ZM145 203H147L146 202V200H145ZM156 203V202H155ZM162 203V202H161ZM164 203V202H163ZM205 203V202H204ZM259 204H260V202H258ZM261 203V204H262ZM8 204V203H7ZM87 204V203H86ZM148 205H149V203H147ZM154 204V203H153ZM157 204V203H156ZM159 204V203H158ZM158 204H157V207H158ZM177 204V203H176ZM9 205V204H8ZM74 205V204H73ZM76 205H77V203H76ZM88 205V204H87ZM146 205V204H145ZM150 205H152V204H150ZM161 205H163V204H161ZM213 205V204H212ZM1 206V205H0ZM80 206H81V204H80ZM153 206V205H152ZM261 206H263V205H261ZM83 207V206H82ZM149 207V210H150V208H151V206H148ZM147 207V208H148ZM159 207H161V206H159ZM168 208H170L169 206H167ZM166 207V208H167ZM178 207V206H177ZM189 207V206H188ZM194 207V208H193ZM138 208H141L140 206L138 207ZM153 208V207H152ZM155 208V207H154ZM180 208V207H179ZM84 209V208H83ZM86 209V210H85ZM84 209V211L83 212H87V208H85ZM165 209V208H164ZM178 209V208H177ZM146 210V209H145ZM158 210V209H157ZM159 210H162V209H160L159 208ZM158 210V211H159ZM8 211V210H7ZM77 211V210H76ZM80 211V210H79ZM82 211V210H81ZM154 211V210H153ZM169 211H170V209H169ZM30 212V211H29ZM85 212V213H86ZM111 212V211H110ZM130 213H131V211H129ZM151 212V210L149 211V214L151 215V217L152 216H157V217H155L157 220L156 221H159V218H158V215H156V211H154V215H152L153 213H150ZM229 212H231V213H229ZM33 213V212H32ZM114 213V212H113ZM162 213H163V211H162ZM8 214V213H7ZM88 214H89V212H88ZM94 214H95V212H94ZM98 214V213H97ZM134 214V213H133ZM238 215L236 218H234L236 215ZM106 215V214H105ZM135 215V214H134ZM160 215H161V213H160ZM160 215H159V217H160ZM164 215V214H163ZM170 215V214H169ZM179 215V214H178ZM235 215V216H234ZM78 217L80 216V215H77ZM127 216V215H126ZM131 216V215H130ZM201 216L203 217V215L201 214ZM12 217L13 216H11V219H12ZM145 217V216H144ZM171 217V216H170ZM170 217H168L169 219H170ZM181 217H182V215H181ZM201 217V218H202ZM96 218V217H95ZM107 218V217H106ZM110 218H111V216H110ZM118 218V217H117ZM125 218V217H124ZM155 218H153L154 220H155ZM164 218V217H163ZM1 219V218H0ZM26 219V218H25ZM92 219V218H91ZM102 219V218H101ZM109 219V218H108ZM122 219H123V217H122ZM152 219V220H153ZM172 219H174L173 217H172ZM203 219V218H202ZM16 221V219H13V221ZM22 220V219H21ZM77 220H78V218H77ZM80 220V219H79ZM89 220V219H88ZM120 220V219H119ZM119 220H117V221H119ZM124 220H126V218L124 219ZM130 220V219H129ZM136 220V219H135ZM165 220V219H164ZM166 220H167V218H166ZM175 220V219H174ZM201 220V219H200ZM26 221V220H25ZM83 221H86V220H83ZM104 221H105V219H104ZM104 221H102L103 223H104ZM132 221H134V220H132ZM169 221H171V220H169ZM98 222V221H97ZM120 222V224H121V221H119ZM138 222V221H137ZM159 222H161V220L159 221ZM176 222V221H175ZM80 223V222H79ZM154 223V222H153ZM182 223V222H181ZM35 224H36V222H35ZM84 224V223H83ZM91 224V223H90ZM90 224H88L89 226H90ZM102 224V223H101ZM123 224H124V222H123ZM122 224V225H123ZM156 224V222L154 223V224H151L152 226L153 225H155ZM159 224L160 223H158V225L156 226L155 225V227L157 228L158 226H159ZM165 224V223H164ZM176 224V223H175ZM30 225H31V222H30ZM131 225V224H130ZM151 225H150V227H151ZM182 225H184V224H182ZM15 226V225H14ZM102 226V225H101ZM125 226V225H124ZM137 226H138V224H137ZM8 227V226H7ZM164 227V226H163ZM175 227V226H174ZM2 228V227H1ZM14 228V227H13ZM31 228H32V226H31ZM103 228H104V225H103ZM102 227H101V229H103ZM132 228V227H131ZM153 228H154V226H153ZM155 228V229H156ZM8 229V228H7ZM29 229V228H28ZM79 229H81V228H79ZM78 229V230H79ZM123 229H124V227H123ZM126 229V228H125ZM152 229V228H151ZM160 229V230H159ZM162 229L163 228H158V230L159 231H161V235H158V236H162V234L164 233H162ZM121 230H122V226H120L119 227V231L121 232ZM136 230V229H135ZM134 230V231H135ZM137 230H138V228H137ZM137 230H136V232H137ZM154 230V229H153ZM152 230V231H153ZM166 230V229H165ZM17 231V230H16ZM81 231H82V229H81ZM87 232H88V230H86ZM102 231V230H101ZM104 231V230H103ZM132 231V230H131ZM135 232V233H136ZM155 233H156V231H154ZM84 233V232H83ZM83 233H80V234H83ZM127 233H129V232H127ZM142 233V232H141ZM147 233H148V230L146 231V233H145V236H147ZM150 233V235H148V241H150L151 242V240L149 239V236L150 237H152L151 236V232H149ZM173 233V232H172ZM171 233V234H172ZM126 234V233H125ZM139 234V233H138ZM138 234H137V237H138ZM167 234V233H166ZM166 234H164V237H165V235ZM135 235V234H134ZM1 236V235H0ZM7 236V235H6ZM156 236V235H155ZM173 236V235H172ZM20 237V236H19ZM27 237V236H26ZM164 237H162L161 239H165ZM75 238V237H74ZM104 238V237H103ZM103 238H102V241H103ZM143 237L141 236V239H142ZM153 238H154V236H153ZM157 238V237H156ZM16 239H17V237H16ZM80 239V244H82V247L85 249V251H88L89 252V254L88 255H90V257H92L93 258V260H89V259H84V263L83 264H100V258H101V253L99 252L98 253V249H96V247L94 248V247H92L93 246V243H94V240L95 239H93V237L91 236V232L89 231V233H87V235H85V236H81V238H79ZM168 239V238H167ZM171 239V238H170ZM181 239H183L184 240V247H182L183 246V241L181 240ZM124 240V239H123ZM144 240V239H143ZM142 240V241H143ZM161 241L160 239L158 240V238L157 239H155V241ZM163 240H162V242H163ZM6 241V240H5ZM121 241H122V237L121 238H117V239H114V241L112 242V244L110 245V248H109V251L110 252H108V254H106V256H105V258L107 257V259L105 260V262L106 263H109V264H117L116 263V261L114 260V252H115V254L116 253H120V257H119V262H118V264H136V261H137V259H136V257H137V255H136V251H135V246H134V243L135 242H132V243H129V244H127V245H124V247L122 246V243H121ZM145 241H147V240H145ZM154 241V243H155V245H162V246H160L161 248L163 247V244H156V243H159V242H155ZM165 241V240H164ZM182 241V242H181ZM100 243H101V240L99 241ZM104 242V241H103ZM102 242V245L104 246V247H106L105 246V243H103ZM6 243V242H5ZM151 243H153V242H151ZM8 244V243H7ZM28 244V243H27ZM30 244V243H29ZM80 244L78 245V246H80ZM107 244V243H106ZM149 244V243H148ZM168 244V243H167ZM166 244V245H167ZM182 246H181V245ZM144 245V244H143ZM169 245V244H168ZM167 245V246H168ZM172 244H170L169 246H171ZM15 246V245H14ZM22 246V245H21ZM28 246V245H27ZM109 246V245H108ZM137 246V245H136ZM157 247V246H155L154 248H160V247ZM181 246V247H180ZM1 247V246H0ZM146 247V246H145ZM148 247V246H147ZM153 247V246H152ZM179 247H180V249H179ZM3 248V247H2ZM7 248V247H6ZM25 248H27V247H25ZM81 248V247H80ZM166 248V247H165ZM11 249V248H10ZM32 249V248H31ZM30 249V250H31ZM101 249V248H100ZM143 249H145V248H143ZM143 249H142V251H143ZM147 249V248H146ZM151 249V248H150ZM181 249H183V250H181ZM32 251V250H31ZM106 251V250H105ZM104 251V252H105ZM121 251V252H120ZM151 251V250H150ZM174 251V250H173ZM19 252H21V251H19ZM37 252V251H36ZM63 252H64V250H63ZM166 252V253H167ZM60 253V252H59ZM102 253H103V251H102ZM151 253H152V251H151ZM151 253H149V247H148V254H150L151 255ZM175 253V252H174ZM173 253V254H174ZM39 254V253H38ZM66 254V253H65ZM105 254V253H104ZM144 254V253H143ZM148 254H146V257H147V255ZM154 254V253H153ZM55 255V254H54ZM60 255V254H59ZM58 255V256H59ZM62 255V254H61ZM71 255V254H70ZM155 255V254H154ZM160 255V254H159ZM175 255V254H174ZM15 256V255H14ZM33 256V255H32ZM37 256V255H36ZM51 256V255H50ZM149 256V255H148ZM244 256H246L247 257V260H244ZM20 257V256H19ZM46 257V256H45ZM68 257V256H67ZM73 257V256H72ZM144 257H145V254H144ZM160 257V256H159ZM158 257V258H159ZM170 257V256H169ZM26 258V257H25ZM37 258V257H36ZM57 258V257H56ZM69 258V257H68ZM141 258V257H140ZM151 258H152V256H151ZM162 258V257H161ZM170 258V259H171ZM20 259V258H19ZM44 259H46V258H44ZM52 259V258H51ZM62 259V258H61ZM60 259V260H61ZM82 259V258H81ZM80 259V260H81ZM143 259V258H142ZM142 259H140V260H142ZM21 260V259H20ZM19 260V261H20ZM28 260V259H27ZM74 260V259H73ZM77 259H75V261H76ZM161 261L163 260V261H165L164 259H160ZM55 262H56V260H54ZM63 261V260H62ZM75 261H74V263H75ZM102 261V260H101ZM159 261V260H158ZM24 262V261H23ZM82 262V261H81ZM29 263V262H28ZM50 263V262H49ZM73 263V262H72ZM154 263V262H153ZM5 264V263H4ZM7 264H8V262H7ZM77 264H78V262H77ZM81 264V263H80ZM138 264V263H137Z\"/></svg>","mask_w":264,"mask_h":264}]
</instances>
